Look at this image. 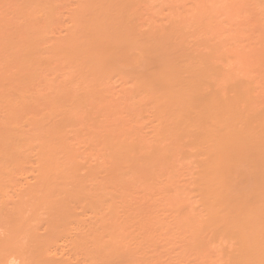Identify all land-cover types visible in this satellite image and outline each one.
Returning <instances> with one entry per match:
<instances>
[{"label": "bare ground", "instance_id": "bare-ground-1", "mask_svg": "<svg viewBox=\"0 0 264 264\" xmlns=\"http://www.w3.org/2000/svg\"><path fill=\"white\" fill-rule=\"evenodd\" d=\"M5 1L6 0H4V2ZM59 1H61V0H59ZM65 1L70 2L72 0H69V1L65 0ZM73 1H77V0H73ZM82 1H84V0H81V2L80 1L76 2V3L80 2L78 4V6H80V4L84 3V2L82 3ZM88 1H90V0H87V1L85 0L86 3L81 5L80 9L78 8V10H77L76 4H74L75 7L73 6L75 10L70 9V11L75 12L73 14V16L76 19L72 18L75 22H73V24L71 22V24L73 25V27L75 26V28L77 30H75V28H73V27H70L71 25L69 23V27L72 29L71 30L69 28L71 30V33H69V29H68V33H66L65 31H64V34L61 33V35H63V39H59L60 37L57 38L58 42L54 41V40L52 41L51 39H49V40H51L50 41L51 43H50L48 40V37H44V39H45V41H44V39H42V37H43L42 34L39 36V38L37 37V39H40V37H41L43 42L41 39H40L41 41L36 40V38L34 36L38 34L37 32H39L43 27L45 29L48 28L47 25H45L46 26L45 27L44 24H43V27H40V26H42V22H40V20H41L40 19L38 22V23H41L39 26L40 27L39 31L37 30V28L33 27V26H35V25H33L34 23L27 24V25L31 26V28H30V26H29V28L31 29L32 33L34 34V35L32 34L33 36H31V34H29L30 32L29 33L26 32V34L24 32V35L22 34L23 36H21V35H19V34H21V32L19 31V33L17 34V36H19V39H16L14 41L10 39V42H8L9 39L7 38V40H5V41L8 44L6 42L4 44V42H3L4 40H3L2 41L4 44L3 46H2V43H0L2 48H3V49L0 48V50L2 49V51L8 52L6 59L5 58L3 59V57H4L3 55H2V58L0 56V59H1L0 63L3 62L4 65H6V63H7V66H6L7 68H5L4 65L2 66V69H3V67L5 69V73L7 72L6 69L9 70L10 67L12 69V66H11L12 64L14 65V67L16 66V68L18 70L20 69L19 71H17V69H14V70L12 69L13 71L11 73H13L15 76L11 75V74H10V77H9V74H6L7 76H4L2 74L0 75V78L2 76L0 81H1V84L3 85L2 86L0 84L1 85L0 86V114L3 115V116H0V120L1 119L3 120V121L2 120L0 121V187H1V185H3L2 187H4V188L1 189V192H3L5 189H6L5 191H7V188L5 186H9L8 187L9 193L7 192L9 197H10V195L12 196L11 190H14L13 195H15V196H13L14 200L12 199V197H10L11 200L13 201V203L15 201V204H13L12 201L8 197L6 198V201H4L5 200L4 197L6 196L5 192L2 193L3 195L5 194V196H1V198H0V200H1L0 201V208L3 209V211L0 209V264H72V263L75 264V262H76V264H78L80 259L84 258L86 256L85 254H87L86 257H89V258L83 259L84 261L82 260L80 262L81 264H85V260L87 262L89 260V262H90L89 264H123L129 259H130L129 261H131V262L133 261L131 264H140V263L145 264L147 262H149L150 264H153L155 261H156V264L159 263V261H157L156 259L155 260L152 259L153 261L150 260L151 256L149 257L148 254L151 255L152 253H155V252L149 253L150 251H148V250H150V249L147 250L145 248L146 246L144 248L148 252L145 250L147 253L145 256L148 257L149 260H147V258H144L145 257L144 256V257H142L143 259H145V260H143V261H145L143 263V262H141L142 258L140 261V259H139L140 257L138 256L140 263H137V260H138L137 258H136V260H135L136 262H135L132 258L133 257L132 256L133 254H131L132 252L131 251L127 252V250L125 249V248L128 249V247L126 245H129L130 243L127 244V243H124V241H123L124 239L126 240L127 237H128L127 238L128 240L129 239L132 240L134 238L131 239V237L137 236V234H138L139 237L141 235V238H139L137 236L139 240L136 237L134 240H135V242H137L136 243L137 246L138 245L143 246L141 243H143V241L146 239L145 238L146 234L148 235V233L145 232V236H144V234H143L144 232H141V231H146L149 228L148 227L149 223H147L146 226L148 228L146 230H142L143 226H144L143 224L146 223L145 221L150 222L149 220L151 219L150 218L151 216L149 217V215H147V219H146L145 218L146 216L145 217L143 216L144 215V211H143V215H142L143 218H140L141 214L139 215V213L137 212L138 209L136 210V209L130 208L131 206H133V204H136V202L135 203L133 202L135 200L131 199V197L134 198V196H132L133 194L131 195V193H133V192H131V190H130L129 194L131 196H127V197H129V199L132 200V201H130L126 197L128 191L126 190L124 192V190L127 189V187L129 188L128 183L125 182L127 184V186L125 185L126 188H124V184H125V183H123L124 180L121 181L119 179V177L121 175L120 178H122L124 176V179L126 181L129 180V179H127L128 177H126L127 175H125V174H128L129 172H130V174L131 173L133 174L135 171H137L139 173L140 171H138L137 168L138 169L139 168H145L148 170L150 169L152 171L154 170L155 175L158 174L161 176L163 174L165 175V173H166V172H164L163 174H160L162 168L164 169V171L165 170L168 171V174H166V177H168V178L165 177L166 179H163V180H165L164 182L160 181V183H157L159 181H157V182L154 181L155 180L154 179V177H155L154 172L151 173L149 170L150 174L154 175V177H153L154 184L156 182L157 184H155V185L161 184L162 186L163 185L165 186V187H163V189H164V191H166V190L167 191L166 192L163 191V194L161 193V195L163 196V195H165V193H167L165 196L170 201L168 200V203H167V199H165L166 204H164L163 202H165V201H163L164 200L163 197L160 200H161V202L163 201L162 203L165 207L167 206V204L170 205L169 202L170 203L172 202L171 206L173 205L172 206V207H174L173 210L176 211V213H174V211L172 210V212L174 213V217H172L170 215V214H172L170 212L171 210L169 209L170 211L168 210V212H167V209H168V207H167V209H166L167 213H165V214H168V215H165V217L170 215L171 218L169 216L168 221L173 222V220H174V222L173 223L169 222V224L170 225L173 224V226L175 224L176 228L174 227V229H178V230L181 229L182 230V231H180V233L178 230H177L178 233L175 230V235H176V233L180 235V236L179 235L176 236V238L182 237L179 241H183V239L185 238L183 235H185V232L187 233V235H186L188 237L187 240L190 243L188 242L189 243L188 244L187 240L185 239L186 241L184 240V243H185L184 245L185 246L187 245L185 247L186 249H187V247H190V249L189 248L187 249L188 251L190 250L189 253L191 252L189 255H193L195 258L193 256H192V258H194L195 260L198 259V262L196 264H264V95H263L264 94V68H263L264 67V59H263L264 56L262 57L263 52H260L261 48H259V47L264 48L263 47L264 45L261 44V43H264V40H263L264 38L262 39L263 41L260 42L261 38L259 39L258 36L261 37L263 35V33H262V31L260 32L259 28L257 27V25H258L260 28H262L261 27L262 25H259V24L260 23L264 24V19L262 20L263 22L262 21L259 22V18L257 19L256 17L252 16L254 18L251 21L253 23V24H251V26H250V24L246 25V24H248L246 22H244L246 24L243 23V25L250 26L248 28L252 29V32H253V30H255V32L258 33V34L254 33L255 36L253 35L251 37L250 36L252 34L251 30L248 29L249 32L251 33V34L248 33V34H250L248 36H250L251 39L256 38V39H258V40H256V42L257 41L260 42V43L258 42V44L260 46L258 45V47H256V46H254L256 44L255 40L252 39L255 42L254 44H253L252 40H251L252 42L250 40H246V39H250V38L246 37V39H245V31H243V33H242L241 32L242 30H240L242 28L239 26L238 27L240 28L239 29L240 31H239V33L237 32L238 34H235L236 30L238 28L236 30L234 29L235 32L233 31V33L236 35V36H234V38L229 37L228 35H230V33H232V32L229 30L230 32H228L229 33L228 34V33H226L228 30L227 29L225 30L224 28H220L222 30L221 32H220V30L219 31L217 30L218 33L215 32L216 27L217 28L221 27V26H217V25H220L219 24L220 20H222V18L220 16H219L220 18L217 17V15L219 14L218 12L220 11V14L223 13L225 15H229V14L233 13V10L234 11L236 10L237 6H238V8L240 7L241 9H243L242 7L245 6V5L242 6L243 3L244 4L248 3V2L245 3L244 0H241V3H239V4H238L239 0H235V1L229 0L231 2L230 8L233 10L231 11L230 8L228 9L229 5H227L225 8H227L228 13L225 11L226 9H224L225 4L227 2L229 3L228 0H227V2L225 1L226 3L224 2V4H222L223 3L222 2L221 3L222 5L220 4L221 8L223 7L222 9H223V11H225V13L222 12L221 10H218L219 9L218 6L220 7V5H217L219 3H217L216 0H209V1L208 0H201V1L198 0L199 2H197L195 0H194L195 2H193L190 0L191 3L192 2H193V4L195 3L193 7L191 6V3H190L191 7L187 5V4H189L188 0H187V2H186V0H183V2H182V0H179L178 4H180V1L183 4L186 3V6H188V8L189 7L192 8V9L189 8L190 11L192 10V13L190 14L189 10H187V11L185 10L186 13L183 12V13H185V15L188 12L190 14L189 18H188V14H187V18H185V15H182L183 14L182 12H181L182 14L179 13L177 10L178 7L176 8V6H175L174 9L176 10L177 14L174 13L172 15H169L168 13H166L167 15H169V17H168L169 19L166 18L167 20H165L167 22H163L162 18H164L165 16H163V17L161 16L162 11L159 10L160 7L155 8L156 7L155 6L156 0H152V4L150 3V5H151V7H152V5L154 6V10L149 9L150 11L149 10H147V11L149 14L150 13L152 14L151 10L154 12L157 11V13L159 11V15L161 16L160 19H162L163 23L160 22L158 19L155 21H157L158 23H162V24H158V23L156 24L155 21H154L155 23H153L154 18L152 19V21H147L151 17H154L155 15H156L155 17H157V13L154 15L152 14V16L150 15L151 17L147 18V19H144V17L147 15V14H145V15H143L144 17L143 16L141 17L142 18L141 20H138V19H136V15L138 12L136 9V11H137V12L135 11L136 15H134V13H133L135 18L132 17V14H131L132 11H130V9H132V8H130L131 7L130 3L132 1L126 2V0H93L94 2H89V3H88ZM133 1H135V0H133ZM153 1H155V4L153 3ZM162 1L159 0L160 3L162 2L164 4V7H165V4H166V6L168 5L167 1L169 2V0H162ZM164 1H166V2L164 3ZM174 1L170 0V2H171V5L169 6L170 8L173 4H176V3H173ZM202 1H204L205 3L204 2L202 3ZM206 1L208 3L215 1L213 4L209 5V6H211V9L208 6V4H206L207 3ZM236 1H237V5L235 4ZM256 1H254V3L256 4L255 6H257V4L259 5V3L261 5V2H262L261 0H259V3H258V1L256 3ZM36 2H37V0H35L33 7H32L31 2H29V1L26 2L27 4L29 3V7L31 6L32 14L34 13V15H35V12H34L35 9H33L34 5L37 4V6H38V4H40L43 1L40 0V3H36ZM47 2L49 3V0H47ZM53 2H54L53 4H56V3H58V0H57V2L56 1H53ZM62 2H64V0H62ZM150 2H151V0H150ZM232 2L235 6L232 4ZM249 2L252 3V0ZM1 3L2 2L0 0V5H1ZM7 3H10V0ZM44 3H45V0H44ZM134 3L135 4H133V5H136V1ZM162 3H161V5H162ZM12 4H14V5H12L11 8H14V6L16 5L15 6L16 8L14 9V11L17 12L16 9L17 10L19 9L18 8L19 5L17 6L18 3L12 2ZM27 4H25V5H27ZM51 4H52V2H51ZM127 4H129V6ZM138 4H140V3H138ZM145 4H146V1H145ZM215 4L217 5L216 7H214ZM263 4H264V0H263ZM7 5H9V7H10V4H7ZM45 5H46V3H45ZM180 5L182 6V4H180ZM203 5L206 7L203 8ZM3 6H2L4 8L3 11L5 10V7H6V10H7L6 12L8 14H11V12H12L11 9L9 7H7L5 4ZM37 6H35V8H37ZM41 6L43 8H41ZM41 6L38 7L40 9V11L42 10L43 12H46V10H43V9H45L49 5H47L45 8H44V5H41ZM55 6L58 8L57 5H54V7ZM148 6L149 5L147 3L146 8ZM246 6H248V5H246ZM73 7L71 6V8H73ZM135 7H137V6H135ZM138 7H139V5H138ZM142 7H143V4H142ZM151 7L149 6L148 8H151ZM164 7H161L160 9L162 10V8H164ZM234 7H236V8L234 9ZM262 7H264V6H262ZM206 8H209V10ZM240 8L238 9L239 12H240ZM251 8H249V13L252 15V13H251L252 9ZM256 8H258V7H256ZM8 9H10V13H9ZM21 9H22V7H21ZM155 9H157V10H155ZM181 9L179 8V11H181ZM26 10H27V8H26ZM48 10H49L48 15L50 16L51 12H53L52 8L48 9ZM53 10H55V9H53ZM76 10L78 11L79 14L77 13ZM79 10H82L81 14L84 11L83 12L84 15L87 14V16L83 17V14L81 15ZM91 10H93V11L91 12ZM138 10L141 13L142 12L144 13V11L146 12V10L141 11L140 8H138ZM204 10L205 11L207 10L209 12L211 11L210 13L211 14L213 13L212 14L213 16H214V11H215V16L217 18H219V22H216L217 24L212 23L213 21H217V20H215L216 19L215 16H214L215 19H213V16H210L211 14H209L207 11L206 12L209 15V17L204 16V15H207V14H205ZM212 10H213V12H212ZM228 10H230V11H228ZM243 10L246 11V12L243 11L244 14L245 13L248 14V12H247L248 8H247V10L244 8ZM94 11L96 13L93 14L94 15L93 16L92 13ZM171 11H169V12H171ZM182 11H184V10L182 9ZM263 11H264V9H263ZM263 11H262V13H263ZM43 12H42V14H43ZM87 12H90V14H88ZM160 12H161V14H160ZM164 12H166V11H164ZM235 12H237V11H235ZM1 13H2V11H1ZM7 13H4V14L8 15ZM18 13L20 15L24 16L21 18L23 20V22H25L24 26H26L27 21H29V22L32 21V20L30 21L28 19L29 16L26 17L27 21H25L26 18H25V15L22 14L23 12L21 13L18 10ZM18 13H16V14H18ZM237 13H233L234 14L233 16L235 17V19H236L235 15H237V18H239V22L236 19V25L242 26L241 24L243 22V19H246V18H247V21H249L248 20L249 17H247L246 15H245L246 18H243L241 21L240 16L243 17L244 15H241L243 13L241 12V14L239 16H238L239 13L238 14ZM4 14H0V15H3V17L5 18V21H6L7 16L6 15L4 16ZM16 14H14V15H16ZM75 14L77 16H75ZM142 14H140V15H142ZM223 14H222V17L224 16ZM250 14H248V16ZM12 15H13V13H12ZM36 15H38V14H36ZM36 15H35V18L32 17L33 21H34V19H37L36 17H38V16H36ZM39 15L41 17V13ZM70 15H72V13H70ZM162 15H164V14H162ZM167 15H166V17H167ZM251 15L249 18L250 20H251ZM9 16L11 17V15H9ZM46 16H47V12H46ZM80 16L83 17V20L81 19ZM3 17H2L3 21L0 18V24L2 22H4ZM13 17L15 18V16H13ZM56 17L57 16H54V18H56ZM68 17H69V15H67V18ZM147 17H148V15H147ZM159 17H157V18H159ZM206 17H207V19H206ZM229 17H232V16H229ZM229 17L226 16V18H225V16H224L223 18H225L226 21H227V18H228V20L229 19L232 20V18H229ZM201 18L204 19V21ZM255 18L257 19V20H255V22L257 21L256 26H255L256 23L254 22ZM12 19H11V21L13 22L14 19L13 20ZM30 19H31V17H30ZM143 19L146 20L147 22L144 21V23H143V21H142ZM199 19H200V21H199ZM235 19L233 18V20H235ZM260 19H262V18H260ZM57 20L58 19H56L55 21H57ZM201 20H202V23H201ZM37 21H38V19H37ZM17 22L18 21L16 20V23L15 22L14 23L17 24ZM58 22L59 21H57L56 23L60 27V23L58 24ZM225 22H224V24L221 22V24H223V26H225L226 23H228L230 26L226 25V27L230 28L231 24L235 21H233V22L227 21L226 23ZM258 22H259V24H258ZM8 23H10V22H7L6 24L8 25ZM51 23H53V21ZM56 23H54V24L56 25ZM66 23L68 25L67 21H66ZM6 24H3V25H6ZM21 24H23V23L21 22ZM35 24H36V22H35ZM233 24L235 25V23H233ZM53 25L50 24V26H53ZM10 26L15 27L16 25L13 24ZM22 26L20 28L23 29ZM36 26H38V25H36ZM61 26H62V24H61ZM64 26L65 25H63V27ZM143 26L146 27L145 30L143 29ZM193 26L195 28L196 27L198 28V31L196 30L197 31L196 35H195V32H193V29H194ZM254 26H255V29H253ZM1 27L6 28L5 26H1ZM53 27L57 28V26H53ZM63 27H61V28H63ZM256 27H257V29H256ZM13 28L11 29V31L10 30L9 31L12 32ZM29 28L26 27L24 30H26V29L28 30ZM32 28H34L35 30L33 31ZM56 28H55V30H56ZM61 28H60V32H61ZM187 28H190V29H187ZM7 29H8V26H7ZM7 29L5 32H7ZM66 29H67V27L65 28V30ZM191 29H192L191 32H193V34L188 33V31H190ZM243 29L246 30V27L245 28L243 27ZM43 30H41V32ZM78 30H79V32H77ZM73 31H75L77 33V35H75L76 33ZM223 31H226L224 33L227 36L220 35V33H223ZM15 32H13V34H10V33H8V34L14 36ZM35 32H36V34H35ZM44 32L49 33L48 31H45V30L43 31V33ZM259 32L262 33L261 36L259 35ZM27 33L29 36L26 39L24 36L25 35L27 36ZM54 33H53V35H54ZM78 33L80 35H78ZM199 33L203 34L204 36L199 34ZM233 33L231 36L234 35ZM207 34H209V35H207ZM240 34H241V38H239ZM194 35L198 36V37L202 36V38H204V39L201 38L202 40H200V38H199V40H198V38L195 37ZM243 35H244V39H242ZM4 36H5V34H3V37ZM222 36L227 37V39H225V37H222ZM237 36H238V38H237ZM20 37H24V38L20 39ZM29 38H35V40H29L28 41ZM46 38H47L49 43L46 42L47 41ZM53 38H55V35ZM229 38L231 40H229ZM24 39H26V40H24ZM232 40H234V41H232ZM240 40H244V42H245V40H246V42L249 41L251 44H253L252 47H254V49L249 47V50H248L247 47L249 46V42H247L248 45H247V47H245V49L247 50L246 51L243 47V46H245L246 43H243L242 41L239 42ZM38 41H40L42 43V48L44 45H46V43H48L47 46H45L46 48L44 49V51L47 50L48 56H47V54H46V56L44 55L47 52L43 51V49L40 47L41 44H39L40 42L38 43ZM237 41H238V43H237ZM32 42H33L34 47L32 46ZM36 42H37V44H36ZM25 43L28 45H26ZM29 43H31V44H29ZM241 43H243V45ZM24 44H25L26 49L24 48ZM49 44H50V47L48 48ZM38 45H39V47H38ZM6 47H8V48H6ZM5 48L6 49H12V50L14 49L15 51L13 50V53H12V50H6ZM37 48H41L42 51H41V49H39L40 51H37L38 50ZM32 49H33V51H32ZM34 49H37V50H34ZM174 49L180 50L181 53H179L180 51L178 52L177 50H175L179 53L178 54L177 52L173 51ZM250 49H251V51H250ZM252 49H253V51H252ZM263 50L264 49H262V51ZM2 51H0V52H2ZM50 51H51V53H50ZM29 52H31V53H29ZM38 52H42L41 55L43 53L44 54L41 56ZM25 53L28 55H25ZM34 53H36L37 55ZM172 53H174V55H172ZM175 53H176V55H175ZM9 54H11V55L8 56ZM17 54H19V57ZM31 54H33L35 56L34 60L36 62H38L37 63L38 65L34 66L33 68H31V67L33 65H35L36 62L35 61L33 62V59L30 60L31 58H34V56ZM177 54L179 56H177ZM4 55L6 56V53H4ZM15 55H17V56H15ZM11 56H13V57L9 58ZM30 56H31V58H30ZM41 57H43V58H41ZM8 59H9V61H8ZM60 60L61 61L63 60V64L59 65L61 63H58V65L63 66V68H66V66L68 65L69 69L68 68L63 69L62 67H60L61 71L62 70L65 71V73L63 72L64 75L61 71L58 70V68L54 69V71L58 70L59 72H61L59 75L60 77H58V74H57V73H59L58 71L54 72V73H56L54 75H57V78H56V76L51 75L50 70H51V67L53 68V66H51L50 69L48 68V66H50L49 65L50 61H53V63L56 62L55 63V65H56L58 61L60 62ZM65 60L67 61V64H66ZM42 62L44 64L48 63V65L45 64L46 65L45 66L42 64ZM64 62L66 64L65 67H64ZM21 63H22V65H21ZM33 63H35V64H33ZM16 64H18L19 66ZM20 65L23 66L22 71H21V68H19ZM39 65H40V67H38ZM52 65H54V64H52ZM55 65H54V67H55ZM8 66H10V67H8ZM41 67H45L46 69H49L48 73H47L50 76L49 79H51V76H52V78L54 76L56 81L53 78L50 80L51 81L50 82L49 79L47 78L48 75L43 76V79H42V75H40L41 73L40 74L38 73L39 69L42 72ZM56 67H58V66H56ZM36 68L37 69L39 68L37 70L38 74H36V75H35V73L32 74L33 73L32 70L34 69V71H35ZM4 69L1 71L4 72ZM66 70H68L69 72ZM115 70H117V71L119 70L118 78L121 75L119 83H121L122 81H124L125 83L128 82V85L123 84V82H122V88L124 87V85H127V87L129 89H131L132 91L135 92V93H133L131 90H127L126 95L123 93V95H125L127 97L125 99L127 100L130 97V96L128 97V95L130 93L131 98L133 96H136V97L138 96L136 99H134V98L131 99V100H133V102H134V100H136L135 101L136 103L135 104L133 103V105L138 106L137 101H139V104H144V105H142V107L139 108V110H137V112L134 111V109L132 110V111H134V116H137V114H139L140 109H141L142 111H145V113H148V111H149V116L152 115V117H153V118H151V117L150 118L154 121V123L151 119H148V123H150V126L152 128L149 129L150 131L148 130L147 135H144L146 133H144V134H140V133L145 132L147 130V128H150V127L146 126L147 127L146 128L144 126L145 131H143V129H142L143 125L141 126V128L139 127V130L142 129V131L141 130L139 131L137 128L138 125H140V124H138L139 121H141V120H139V118H140V116L143 115L142 111H141L142 115H139V117L137 116L138 118L137 117L134 118V123L138 122L137 123L138 125L134 124L132 122V125H130V127L132 126V129H130L129 125H128V127L121 128L122 125L119 124V126L121 125V127L117 126L118 128H116L114 126L116 128L115 129L114 127L110 128V126H108L107 122L105 123L104 120L106 119V121H107V118L104 117L105 119L102 120L103 119L102 116L105 113H101L99 111V113H100L99 114L98 112H96V110H98V109L92 108L95 106L93 104L94 102H92V100L95 101L96 99L97 100L102 99L103 98L102 95L106 96L105 93H107V91L106 92L103 91L102 92L103 94L101 95V93L99 92L101 95V98L99 97V94H97L98 91H102L105 88L102 86L103 87V88L101 87L102 89L101 88H100V90L98 89V87H100V86H98L100 83L97 82V80H98V76H101L98 74H102L103 72L104 73L106 72L107 76L109 77L108 73L110 71H115ZM15 72H17L18 74H21V75H18L19 78L17 77V75H16L17 73L15 74ZM25 72H26V74H23ZM98 72H102V73H98ZM28 73H31V74H28ZM110 74H112V73H110ZM28 75L30 77L32 75V78H31L32 81H30V82H29V80H31V79ZM38 75H39V77H37L38 79L34 77V76H38ZM11 76L15 77V78L12 79ZM107 76L105 75V79H103V78L102 79L103 80L108 79V78H106ZM111 76H113V75H110V77ZM44 77L46 79H44ZM102 77H103V75H102ZM100 78L101 77H99V81H101ZM34 79L35 80L40 79V80L44 81L43 82L44 84L42 85V84H40V83H42L41 81L40 82L37 80L34 81ZM114 79L115 78L113 77V81L115 83ZM121 79H123V80L121 81ZM11 80H15V81H17V83L15 81H12L11 83L7 82V81H11ZM103 80H102V82H103ZM5 81H6L5 84H7V85L2 83ZM26 82H27V84H24ZM31 82L35 85V86H32L33 88L31 87V85H32ZM36 82L39 85L35 84ZM106 82L102 83V85H104V84L106 85ZM108 83H110V82H108ZM111 84H108V85H111ZM116 84H118V82ZM25 85L29 86V90H28V88L25 89V87H26ZM112 85H114V84H112ZM112 85H111V87H112ZM37 86L40 87V90L37 89L38 88ZM41 86H43L44 88H41ZM115 86H113L112 88L113 89L119 88L118 86L117 87H115ZM120 87H121V84H120ZM107 88L108 87H106L104 90H106ZM116 89H114L112 92H115ZM120 89L121 88H119V90ZM119 90L117 92H120L122 89L120 91ZM110 91H111V89L108 90V92H110ZM128 91H130V92L127 93ZM92 95H94V97H92ZM107 95H109V93ZM116 95L118 96V95H120V93H118ZM121 95H122V92H121ZM123 95L121 97H123ZM87 98H88V100H87ZM104 98H106V97H104ZM117 99H118V97H117ZM109 100L110 99H106L107 102ZM129 100H130V98H129ZM85 101H87V102L85 103ZM99 101H97V102H99ZM111 101H113V100H111ZM102 102H103V99L100 101V103H102ZM117 102H118V100L116 101V104H117ZM82 103H84V104L82 105ZM100 103H99V106L102 108L101 105H103L105 103L103 102V104H101V105H100ZM108 103H110V101ZM116 104L114 103V105H112V106H115ZM121 104L122 103H120V105ZM87 105L88 106L91 105V107L90 106L86 107ZM133 105L132 106L130 105V106L134 108L135 106H133ZM96 106H97V103H96ZM99 106H98V108H99ZM126 106L128 107L127 104H126ZM83 107H84V109H83ZM119 107L120 106L118 105L117 108L119 109ZM127 107H125V108L123 107V108L126 110ZM86 108L87 109L89 108L91 112H89V110H86ZM115 108L116 107H114V109ZM129 108H127V110ZM135 108H137V107H135ZM3 109H5L4 111H6V112H4L6 119H5L4 114H2ZM83 110H84V112H83ZM108 110H110V109H108ZM111 110H113V107L111 108ZM93 111L96 112V114ZM128 111L130 112V110H128ZM128 111H127V114H128ZM102 112H104V110ZM107 112H109V111H107ZM107 112H106L105 116H107ZM115 112H116V110H115ZM118 112H119V110H118ZM135 112H136V114H135ZM141 112H140V114H141ZM90 113H92V114L90 115ZM109 113H112V112L110 111ZM113 113H114V111H113ZM122 113H124V115H125L126 112H122ZM81 114H82V116H81ZM87 114L91 117H89ZM129 114H130L129 116H131V113H129ZM100 115H102L101 116L102 119H101ZM117 116H121V115L117 114ZM117 116L115 118H118ZM129 116L127 115V117H129ZM146 116H148V115L145 114V116H143V117H145L146 119L149 118ZM3 117L5 120L3 119ZM109 117H110V114H109ZM131 119L133 121V118H131ZM135 119H137L138 121H136ZM146 119L143 118V120H146ZM108 120H109V118H108ZM112 120H115V119L112 118ZM120 120L121 119H119V121ZM129 120H130V118L128 119V121ZM149 120H151V121H149ZM101 121L104 122L105 124L101 123ZM116 121H117V119H116ZM119 121H118V123L121 122V121L120 122ZM128 121H126V122H128ZM124 122H125V119H124ZM115 123L116 122H113L112 124H115ZM128 124H130V123L128 122ZM133 124H134V126L137 125V127L135 126L137 128V130H135L136 128L134 129ZM143 124H144V122H143ZM110 125H111V123H110ZM145 125H146V123H145ZM148 126H149V124H148ZM71 130H73V131H71ZM67 131H68V133H67ZM83 131H84V133H83ZM69 132L71 134L74 132V134L76 133L77 135H75V137H74V135L72 134L73 137L72 136L69 137L68 136V134L70 135ZM82 135L84 138L82 137ZM76 137L77 138L79 137L78 138L79 140L78 139L76 140ZM81 138L83 141L86 139L85 140L86 142L88 141V143H92V146L94 145V147L92 149V147L89 144L88 147L89 148L91 147V149H92L89 151V149L87 147L88 143H84V147L85 146L87 147V150L85 148V150H86L85 152L86 153L91 152V153H89L90 155L83 152L84 155L81 154V157H80V154H78L80 152V150H78L79 149L78 148L79 142H80V147H82V145H83V143H81ZM72 139H73V141H72ZM75 142H77L75 144L76 145L75 147L78 148L77 150H76V148H74V145H73ZM77 151H78V153H77ZM88 155H89V157H88ZM77 156L79 158H77ZM82 156H84V157H82ZM92 156H95L94 157L95 159L93 158L94 161H92V158H91ZM77 159L78 160L81 159L82 161L84 160L85 165H84V163H82V164L79 163V161H77ZM88 159H90L89 162H88ZM81 160H80V162H81ZM85 161H87L89 164H87V162H85ZM181 161H183V163H181ZM179 164H181V166L183 164V167L181 168V166ZM177 166H179L181 168V170H179L181 172H179L178 170L177 171L183 177L182 178L183 182H181L180 184H179V182L181 181V179L177 178L180 175L178 174V172L176 173V167ZM81 168H83V169H81ZM123 168H126L127 170L123 169ZM183 168H185V171H184V174L182 175L181 173H182ZM177 169H178V167H177ZM123 170L126 171V172H123L124 174L122 173ZM148 170H144V171H148ZM82 171H83V173H82ZM144 171L142 174H144ZM156 171H157V173H156ZM13 172L15 175L13 174ZM23 172H25V174L27 173V175L24 174V176L27 179H25V177L23 176ZM84 172L87 174L86 176L92 175V176L96 177L97 180L91 176L88 177L89 179H87V177H85L83 179L84 175L81 176V174H84ZM137 172H135L136 176H137ZM10 173H12V175L9 177L7 185H6V181L8 178L7 176H9L8 174H10ZM21 173H22V176H21ZM169 173H171V174H169ZM96 174L98 177L96 176ZM132 174L131 175L128 174V175L130 177H132L133 176ZM142 174H141V176H142ZM4 175L6 177H3ZM13 175L17 178L16 181H15L16 178H13L14 177ZM18 175L20 176V179H21L20 181H22V183L19 181V185H21L22 190L21 189L19 190L20 186L18 185V182H17L19 179ZM28 175H29V178L27 177ZM139 175L140 174H138V176ZM146 175H148L149 178H151L150 175L148 174V172ZM158 175H156L155 178H157ZM164 175H163V177H164ZM174 177H175V179H179L178 183H177L178 180L176 182H174L175 181V179H173ZM1 178H3V180L5 178L6 179V180H4L5 182L2 183L3 180L1 181ZM30 178H32L33 180L32 179L28 180ZM134 178H135V176H134ZM12 179H14V180H12ZM85 179L87 180V182H89L88 183L89 187L87 186ZM92 179H95L94 182H92L93 181ZM116 179L120 183H122L123 188H124V189L122 188V185H119L120 188L123 189L122 192H120V190H119L120 193L117 191V188H119V186L117 184L119 182ZM136 179H137V177H136ZM139 179L140 178H138L137 180H138L139 185H141L140 180L142 182V177L140 180ZM110 180H111L112 184L113 183L115 184V182H117V184L112 185L111 182L109 183ZM113 180H114V182H113ZM133 180H135V179H133ZM146 180H147V178H146ZM160 180H162V178H160ZM11 181H13V182L15 181L17 184L12 183ZM28 181H30L31 183ZM150 181L152 182V180H150ZM129 182L131 185V181H129ZM143 182H145V184ZM143 182H142L143 183L142 186L145 187V185L148 181L144 180ZM8 183H11L12 186L8 185ZM148 183H150V182H148ZM174 183L175 184L177 183V184L175 185ZM23 184H25L24 188L22 186ZM33 184L35 186H33ZM110 184L112 185L113 189L112 188L109 189L110 186H108V185H110ZM136 184H137V181L135 182V185H133V182H132V185L135 187L134 191L136 190V187L139 186ZM13 185H14V189H13ZM155 185H153V186H155ZM161 185L158 186V189H156V191H152L153 188L151 190V192H153V193L154 192L156 194L158 193L157 194L158 199L161 197L160 192L163 190V189H161L162 188ZM116 186H117V188H116ZM133 186L130 188L133 189L134 188ZM15 187L18 189V192L20 193L18 196V198L20 197L19 199H16L18 192H17V189ZM27 187H29V188H27ZM114 187L116 190H114ZM148 187L149 186L147 185V188ZM150 187H152V186H150ZM150 187L148 188V190L150 189ZM138 188H140V187H138ZM159 188L161 191L159 190ZM59 189H61V190L59 191ZM62 189H64V190H62ZM140 189H142V188H140ZM15 190L17 192L16 194H15ZM112 190H114L113 191L114 194H112ZM148 190H147V192H148ZM157 190H159V192ZM10 191H11V194H10ZM22 191L23 192L25 191L24 195L22 194ZM137 191H138V189H137ZM141 191H139V192H141ZM1 192H0V195H2ZM53 192H54V194H53ZM59 192H61V194L63 193V197H62V195L59 194ZM115 192L117 193V196H118L117 198L114 197V196H116ZM123 192L124 193L127 192V193L124 194ZM143 192H144V189L141 192L142 196H143V194H146L144 197L148 196V194L146 192L145 193H143ZM151 192L149 191L148 193H151ZM110 193L112 195H109ZM67 194H69V195H67ZM72 194H73V196L75 194L76 195L74 197L70 196ZM135 194H136V192H135ZM22 195H23V198L25 197L26 201H24L25 199L22 200V197H21ZM82 195H84V197H82ZM122 195H125L124 197L127 199L126 203L125 202L123 203V200L121 199V198H123ZM138 195H139V193H138ZM54 196H56V198ZM67 196L71 200L70 202L68 201L69 199L67 198ZM136 196H137V194H136ZM139 196H141V195H139ZM149 196H150V194H149ZM165 196H164V198H165ZM28 197L30 199H28ZM89 197H90V199H89ZM104 197H106V198H104ZM151 197H155V196L152 195ZM57 198L60 199L59 200L60 202H58ZM62 198H63V200H62ZM91 198L93 200H95L94 201L95 204ZM107 198H110V200ZM115 198L117 200L119 199L118 202L121 203V205L118 202L116 203L117 200H115ZM72 199L73 200L76 199V200H74L76 203L82 200L81 202L83 204L81 202H79V203H77V205L78 204L79 205H85V203L87 204V202H88V204L86 205L87 207L89 206V208H87V209H89L88 214H90L91 209L93 207H94V209H92V210L96 211L94 213H92L93 212L92 211L91 214L88 215V217L90 216L91 218H88L85 215V219L84 218H83L84 220L81 219L83 221H86V218H88L87 219L88 222L87 221L85 222L86 225L83 224V227L86 230L84 232H83L84 228L80 227V226H82V224H80L78 226L79 228H82L81 229L82 232L80 231V229L78 230V227L74 228L75 226L73 228L76 231H74L72 229V232H71V229L68 227V224H70L69 221H70V219H72V216L75 215L77 217L76 214H78L77 212H74L73 208L76 204L73 205ZM105 199H107V201H104ZM142 199L144 200V198H142ZM149 199L150 198H148V201H149ZM16 200H18V201L16 202ZM19 200H21L20 203H19ZM27 200H28V202H27ZM101 200H103V201H101ZM154 200L155 199L153 198L152 201H154ZM29 201H31V202H29ZM56 201L59 204H62L65 201L62 204L63 207L61 205L59 206ZM61 201H63V202L61 203ZM127 201H130V202H128V204L132 202V204H130V207L127 204ZM139 201H141V199ZM7 202H8V204H7ZM21 202H23L22 203L23 205L21 204ZM68 202L72 203V208L70 207V209L72 211H70L68 209V207L70 206V204L68 205ZM103 202H105V205H103L104 204ZM141 202H143V201H141ZM161 202H160V204H161ZM10 203L15 205V206L11 205ZM55 203H56V205H55ZM66 203H67L68 207L66 206ZM100 203H102V205L104 206V208L102 207L103 209L101 208L102 205L97 207L96 204L99 205ZM2 204L5 206H3ZM38 204L41 206H38ZM124 204L128 205V209L126 208L127 210L123 209ZM138 204H139L138 205L139 210H141V208H140L141 203H138ZM149 204H148V206H149ZM28 205L30 206V208L31 207L32 208L30 209ZM42 205L43 206L46 205L43 209L46 208V210H50L49 208H51L50 211H48V212L46 211L47 213L50 214L49 215L46 213L47 217L44 214L42 215V213L38 214L39 211L43 210L42 208H41L42 210L39 209V207H43ZM77 205H76V207H77L76 210H79L80 207H85V206H79V208H78ZM155 205H157V203H155ZM23 206H24V208H23ZM65 206L67 208H65ZM90 206H92V207H90ZM113 206H115V207H113ZM144 206H147V204ZM33 207H35V208L33 209ZM61 207L63 208L64 211H66V212L61 211L63 214H60L61 213L60 209H62ZM141 207H142V205H141ZM156 207H160V206H156ZM161 207H163V206H161ZM165 207H164V209H165ZM8 208H11V209L9 210ZM96 208L98 211L96 210ZM118 208H120V210L122 209L124 211H128L130 208L132 213L135 212L138 216H140V217H138L137 215H135V217H134L135 213L132 214L131 212H130L131 215H130V213L127 214L130 211L129 210L128 212H125V213H123V211H121L125 215H123L120 218V219L124 218V220H127V219H129V215H130V222L128 220L129 224L131 223V217H132V221L138 220L137 222L135 221L137 224H135V222L134 223L132 222V223H133V226H134V224L136 226L138 225V228L142 224L141 228H139V230L141 229L140 233H139L138 228H136L138 230L137 233H136V230L133 229L134 233H136V235L134 233H132L133 235L131 234V236H129L131 231H133L131 229L135 228L136 226L131 228L130 227L131 225H129L128 227L125 228V226H127L128 222L124 221V220H119V218H116V216H119L122 214L121 212H120L121 214L118 212V210H119ZM145 208H147V207H145ZM145 208H144V210L147 211ZM148 208H150V207H148ZM151 208L154 209L153 206ZM169 208H171V207H169ZM26 209L30 211V214H28L29 211L27 213ZM38 209H39V211H38ZM58 209H59V211L57 212ZM67 209L70 211V213H74V214L70 215L69 212L67 213V211H68ZM83 209L85 210L86 208H82V210ZM87 209H86V211L88 212ZM114 209H116L117 211L116 210L114 211ZM82 210L79 211V212H81L80 214H83L82 212L84 210L83 211ZM36 211L38 213L35 214ZM148 211H150V210H148ZM50 212H54L53 213L54 216ZM109 212L111 215L109 214ZM116 212L119 214H116ZM55 213H57V214H55ZM65 213L70 215L71 217L66 215ZM95 213H96V216L93 219V216ZM100 213H102V214H100ZM103 213H104V215H103ZM112 213L114 215H112ZM147 213H152V212L151 211L146 212L145 214H147ZM155 213L156 212H154V214ZM33 214H35V215L38 214V216H35ZM115 214H116V216H115ZM39 215L45 216L47 219L44 217H43L44 218L43 219L40 216L41 218H38V220H37L38 224H37V222L35 224L38 226H35L34 225L35 222L33 220L37 219L35 217H39ZM61 215L62 216L66 215V216H64L65 220ZM160 215H162V214H160ZM78 216H79V214H78ZM113 216L116 219H114ZM125 216H127L128 218ZM52 217H53V219H52ZM61 217H62V219H61L62 221L60 222L59 218H61ZM66 217H67V219H69V221L66 219ZM136 217L138 219H135ZM155 217H156V214H155ZM56 218L58 219L59 222H57ZM133 218L135 220H133ZM156 218L153 217V222H155V224H156V221H155ZM92 219L94 220V222H90ZM139 219H142V223H139V222H141ZM45 220L47 221L48 224L46 223ZM143 220H145L144 221L145 223L143 222ZM161 220L162 219L158 220V225H160L159 223L166 224L165 222H167V224H168V221H166V219H164V221L163 220L161 221ZM65 221H66V223H65ZM67 221H68V224H67ZM119 221H121L122 223ZM49 222H50L51 229H50V226H48ZM75 222H76V224L78 223V221H75ZM62 223L64 225H67V226H65L67 229L64 227V229L67 232H68V229H70L69 231L71 233H73V231H74V234L76 232V235L78 233L77 236L73 235L74 239H75V237H78L80 233L85 234L87 236V238H86V236L84 237V235L79 236L80 238L78 237L80 241L77 238L75 240H72L73 239L72 238L71 240L73 241V243H69V244H67L66 242H68V241H66V239H64V246L67 247V245H68L69 249H72V250H69L67 247L68 251L67 250L64 251L66 249V248L64 249V246L62 247L64 249L63 250V249L59 248L57 244H55L56 242L55 243L53 242L54 240L56 241L57 237H59L60 235L63 236L64 238H67V236H69V237L72 236L69 232H68L69 235L64 234L65 232H63V231H65V230L61 231V229L63 228ZM71 223L73 224V221ZM81 223H82V221H81ZM87 223L89 225L91 224L90 227H89V225L87 226ZM92 223H94V224H92ZM52 224H55L56 226L55 225L53 226ZM164 224L161 226H164L163 228L166 229L167 226H165ZM33 225H34V227H37L38 229L34 228ZM39 226H40V228H39ZM57 226H61V228L58 231H57V229L59 227H57ZM41 227L44 231H45V228L46 229L48 228L49 230L47 229L48 231L46 230L45 231L46 233H45L44 231L41 230ZM43 227H45V228H43ZM129 227H130V229H129ZM158 227H160V226H158ZM158 227L156 228V225H155V230L158 229ZM52 228H53V230H52ZM127 228L129 229L128 230L130 232L129 234L126 233ZM163 228H162L163 231L159 232V230H157L159 232V234L161 232H164ZM39 229H40V231H39ZM77 230L80 231V233L77 232ZM148 230H150V229H148ZM153 230H154V225H153V229L150 231L152 232ZM155 230L153 231V235L157 233V232L154 233ZM38 231L41 233H38ZM52 231H53V233H52ZM60 231H61V233H59ZM87 231L91 235L87 234ZM124 231H126V232H124ZM151 232H150V234H151ZM54 233L60 234V235H57V237H56V235ZM167 233H168V231H167ZM166 234H164V235H166ZM44 235H46V236L44 237ZM53 235H54V237H53ZM153 235H150V236H152L151 238H153ZM41 236H42V238H41ZM142 236H144V240H143ZM81 237H83L85 239H82ZM123 237H124V239H123ZM155 237H157V236H155ZM158 237H160V236L158 235ZM169 237H171V236H169ZM51 238H53V239H51ZM176 238H173V240L174 239L176 240ZM48 240H51V241L48 242ZM68 240H70V238ZM86 240L87 241L89 240L88 241L89 243ZM128 240H126V241H128ZM141 240H143V241L141 242ZM173 240H170V241L173 242ZM145 241L149 242L150 238H149V241H147V240H145ZM152 241L154 242V240H152ZM162 241H161V243L163 244ZM167 241H169V240H167ZM177 242H178V240H177ZM149 243L152 244V242H149ZM161 243H160V238H159V244H161ZM59 244H61V242H59ZM82 244H84L85 247ZM151 244H149V245H151ZM174 244H176V243H173V245ZM180 244H183V242ZM72 245L73 246L76 245V246L73 247ZM89 245H90V247H89ZM156 245L154 244V246H156ZM171 245H172V243H171ZM171 245L168 244V247ZM79 246H82V247H79ZM152 246H153V244H152ZM166 246H167V244H166ZM175 246H177V245H175ZM180 246H178V249L180 248ZM50 247H53V249ZM57 247L59 248V251L57 250L58 249ZM83 247H84V250H83ZM131 247H134V246H131ZM171 248L173 251H175V249L177 247L175 248L172 246ZM173 248H175V249H173ZM140 249L143 250V247ZM158 249H161V248L159 247ZM169 249H170V247H169ZM169 249L167 248L166 251L167 250L169 251ZM178 249H176L175 252H177ZM51 250L52 251L55 250V252L54 251L50 252ZM56 250H57V252L60 253L61 257L59 256V254H58L59 257L56 256L57 255ZM132 250H134V249L132 248ZM163 250H164V248H163ZM172 250H170L171 252L167 251L169 253L168 254L169 256L171 253H173V255L172 254L171 255L173 257H177V259L179 257L178 261L180 263H181L182 259H183V261L185 260L183 257H181L182 259H180V255H179L183 250L180 251V253L178 252L179 254L177 253L178 256L174 255L175 252H172ZM60 251H62V252H60ZM63 251L65 252V255H66V252H68V254L71 253V256L68 255L67 257L68 258L72 257V258H74V260H77L76 258L78 255V251L79 252L83 251V253H79V256L81 255L83 257H81L78 262L72 260V258H71V261H69V263L67 260H66L67 262L66 261L64 262V261H61L62 258L64 260L65 259L64 257H66L64 255ZM154 251H156V250H154ZM188 251H187V255H188ZM49 252L51 253V256L49 255L50 254ZM72 252H74L73 254H75V255H73ZM84 252H85V254H84ZM163 252H160L159 254L161 255V253H163ZM52 253H56L55 255L53 254V256L56 258L58 257V259H60V260L53 258ZM61 253H63L64 256H62ZM124 253H125V255H124ZM133 253H135V252H133ZM156 253H158V252H156ZM182 253H184V252H182ZM127 254H129V255L127 256ZM143 254H144V250H143V253L141 255H143ZM185 254H186V252H185ZM135 256H137V254ZM172 256H170V257H172ZM158 257H159V255H158ZM190 258H191V256H190ZM125 259H126V261H125ZM172 259L174 261L175 258H172ZM163 260L164 259H162L160 264L163 262ZM166 260H168L167 262H169V260H171V258L165 259L164 261H166ZM70 262H72V263H70ZM127 262H126V264H127ZM179 262H178V264H179ZM173 263H171V264H173ZM175 263H177V261ZM188 263L189 262L187 261V264ZM166 264H168V263H166Z\"/></svg>", "mask_w": 264, "mask_h": 264}, {"label": "rangeland", "instance_id": "rangeland-1", "mask_svg": "<svg viewBox=\"0 0 264 264\" xmlns=\"http://www.w3.org/2000/svg\"><path fill=\"white\" fill-rule=\"evenodd\" d=\"M24 1H25V2H24ZM24 1H23V0H14V1H13V0H10V3H7V2H9V0H6L5 2H4V0H1L2 3H1L0 6L2 7V6L5 4L7 7H9V5H7V4H10V7H9V8H10L11 11H12L11 14H8V13L6 12V11H7V10H6V7H5V10H4V11H3V9H4L3 7H4V6H3L2 8L0 7V9H1V10H0V14H4V13H7V14H8V15L4 14V16H5V15L7 16L6 21H5V18L3 17V15H0V18H1V19H2V17L4 18V22H2V23L0 24V29H1V30L3 29L2 31L0 30V31L2 32V33L0 32V43H2V46L5 44V42H6L5 40H7V38L9 39L8 42H10V39L13 40V41L16 40V39H19V36H17V34L19 33V31L21 32V34H19V35H21V36L24 35V32H25V34H26V32H28V33L30 32L29 34H31V36H33L34 34L32 33V31H31V29H30L31 26H30V25H27V24H30V23H31V24L34 23L33 25H35V26H33V25H32V26H33L34 28H37L38 31L40 30V29H39L40 27H43V24H44V26L47 25V27H48L49 29H48V28L45 29V28L43 27L41 30L44 29L45 31H48V32H49V31L52 29L54 32L56 31V32L54 33V32L51 30L49 33L44 32V33H45V34H44V33H43L44 30H43L42 32H41V30H40L39 32H37L38 34H39V33H40V34H39V35L37 34V35L34 36V37L36 38V40H40V39H41V37H40V39H37V37L39 38V36H40L41 34H42V36H43L42 39H44V37H48V40L51 39L52 41H53V40H54V41H57V38H59V37H60L59 39H63V35H61V33L64 34V31H65L66 33H68V29H69L70 27H73L72 24H73V22H75V21L72 19V18H74L73 14H74L75 12L70 11V9H71V10L74 9V7H75L74 4H76V6H77V10H78V8L80 9V6H81V5H83L84 3H86L85 0H84V1H82V3H83V2H84V3H83V4H80V6H78V4L81 2V0H77V1H80L79 3H76L77 1H73V0L70 1V2H66L65 0H64V2H62V0H61V1L58 0V3H59V4H58V3L53 4V3H54L53 1H56V2H57V0H53V1H52V0H49V3L47 2V0H45V3H46V5H45L44 0H42L43 2H41V3H40V0H37L36 3H40V4H38V6H37V4L34 5V8H33V9H35V10H34L35 15L38 14V15H36V16H38V17H36V18L38 19V21H37V19H34V21L36 20V21H35L36 24H35V22H34L33 19H32V17L35 18L34 13L32 14V8H31V6L29 7V3H28V4L26 3L27 1L31 2V3H32V7H33V4H34L35 0H34V1H33V0H24ZM50 1L52 2V4H51ZM67 1H69V0H67ZM86 1H87V0H86ZM130 1H132V2H131L132 4L130 3V5H131L130 8H132V9L129 8L130 11H132V12H131L132 17L135 18L134 15H136V12L138 11L139 13L137 12V15H136V19H138V20H141V19H142L141 17H142L143 15H145V14H147L148 17H147V15H146L145 17H144V16H143V17H144V19H147V18H150V17L152 16V14L154 15V14L157 13V11H155V12L152 11V10H154V6L152 5V7H151V5H150V3L152 4V0H151V2H150V0H135V1H136V5H133V4H135V3H134L135 1H133V0H126V2H130ZM143 1H144V2H143ZM145 1H146V4H145ZM147 1H148V2H147ZM160 1H162V0H160ZM173 1H174V0H173ZM175 1H176V0H175ZM175 1H174L173 3H176L177 5H176V4H173V5L171 6V8L173 7V8H172L173 10L169 7V6L171 5L170 0H169V2L167 1V4H168L167 6H166V4H165V7H166V8L168 7L167 9L164 7V4L162 3L163 1L161 2L162 5H161V3L159 2V0H156V4H155V1H153V3H154L155 6H156L155 8H159V7L161 8V7H164V8H162V10L159 8V10L162 11V14H164V15H162L161 12H160L161 16H162V17L165 16L164 18H162V19H163V22H167V21H165V20L169 19V18H168L169 15H172V14H174V13L177 14L176 10L174 9L175 6H176V8L178 7L177 10H178L179 13H181V12L183 13V12H185V10H186V11H187V10L190 11V9H192V8H190V7H191V6H192V7L194 6L195 3L193 4V2H195V1L199 2V1H201V0H199V1H198V0H195V1H194V0H191V1H193L192 3L190 2V0H188V3H189V4H187V5L190 6V3H191V6L189 7L190 9L188 8V6H186V3L183 4V3H181V1H180V4H182V6H181L180 4H178L179 0H177L176 2H175ZM208 1H209V0H208ZM216 1H217V3H219V4H217V5H220L222 2H223L222 4H224L225 1L227 2V0H220L221 2H220L219 0H216ZM218 1H219V2H218ZM228 1H229V0H228ZM230 1H232V0H230ZM230 1H229V3H228V2H227V3L225 2V3H226L225 6L223 5V6H224V9H226V10H225L226 12H227V8H225V7H226L227 5H229L228 9L230 8V5H231V2H230ZM234 1H235V0H234ZM244 1H245V3L248 2L249 4H248V3L244 4V3H243ZM244 1L242 2V3H243L242 6H244V5H245V6L248 5V6H246V7L244 6V7H242V8H243V9L245 8L246 10H247V8H248V10H247L248 14H250V13H249V8L252 7V8H251V9H252V10H251V11H252V12H251L252 15L250 14V15H251V20L249 19V18H250V15L248 16L247 13L244 14L243 11H245V10L241 9L240 7H239V8H240V12L238 11V9H239L238 6H237L238 9H237L236 7H234V9L236 8L235 11H237L239 14H238L237 12H235L233 9H231V8H230V9H231V11L233 10V13H237L238 16L241 14V12L243 13V14H241V15H244V16H243V17L240 16V20H241V21H242L243 18H246L245 15H246L247 17H249L248 20H249L250 22L247 21V18H246V19H243V22H242V24H241L244 28L246 27V30H247V31H246L245 29H243L242 26H240V25H236V19H237L238 22H239V18H237V15H235V16H236V19H235V17L233 16V15H234L233 13H232V14H229V15H225V14H223V13L220 14V11H219V12H218L219 14H218V15L216 14V15H217V17L220 16V17L222 18V20H220V23H219L220 25H217V26H221V27H218V28H217V27L215 26V27H216V28H215V32L218 33L219 30H220V32H221L222 30H221L220 28H224L225 30L227 29L228 31H227V32H226V31H223V33H220V32H219V33H220V35H225L224 32L228 33V32L231 31V32L233 33L234 29L236 30V29L238 28V29H237L238 31L236 30V33H235V34H238L240 30H242V31H241L242 33H243V31H245V39H246V37H247V38H250V39H246V40H250V41H251L252 39H254L255 42H256V40H258V39H256V38H252V39H251V37H252L253 35L255 36V34H258V33L255 32V30H253V32H252V29H250V28H248V27H250L251 24H253L251 21H252V19H253L254 17H256L257 19L259 18V22L262 21V20L264 19V16H263V15H264V14H263V13H264V11H263L264 7H262V6H264V4H263V0H261V1H262V2H261V5H260V3H259V0H257L260 6H259L258 4H257V6H255L256 4L254 3V1H256V0H254V1L252 0V3H253L254 5H253L252 3L249 2V1H251V0H249V1H248V0H244ZM257 1H256V3H257ZM12 2H16V3H18L17 6L19 5V6H18V8H19V9H18L19 12H21V13L23 12L22 14L25 15V18L29 16L28 19H29L30 21L32 20L31 22H29V21H27V18H26V20H25V21H27V22H26V26H24L25 22H23V20L21 19V18L24 17V16L20 15V14L18 13V10H17V9H16L17 12L14 11V9L16 8V7H15L16 5L14 6V8H11L12 5L15 4V3L12 4ZM20 2H21V3H20ZM22 2H23V3H22ZM74 2H75V3H74ZM89 2H94V1H93V0H90V1H88V3H89ZM95 2H96V1H95ZM124 2H125V1H124ZM165 2H166V1H164V3H165ZM182 2H183V0H182ZM186 2H187V0H186ZM203 2H204V1H202V3H203ZM206 2H207V1H206ZM214 2H215V1H214ZM214 2H213V1H212L211 3L209 2L210 4L207 2L206 4H208V6H209V5L213 4ZM3 3H4V4H3ZM6 3H7V4H6ZM24 3L27 4V5H25ZM31 3H30V4H31ZM72 3H73V4H72ZM138 3H140L141 5L138 4ZM147 3H148V5H149L151 8H148L149 6L146 8ZM169 3H170V4H169ZM204 3H205V2H204ZM239 3H241V0L238 1V4H239ZM2 4H3V5H2ZM142 4H143V7H142ZM222 4H221V5H222ZM232 4H233V2H232ZM235 4L237 5V1L235 2ZM251 4H252V5H251ZM262 4H263V5H262ZM24 5H25V6H24ZM41 5H44V8H45L47 5H49V6H47L45 9H43V10H46V12H47V16H46V12H43L42 10L40 11V9L38 8V7H40ZM51 5H52V6H51ZM54 5H57L58 8H57L56 6L54 7ZM127 5L129 6V4H127ZM132 5H133V6H132ZM138 5H139V7H138ZM178 5H179V6H178ZM217 5L215 4L214 7H216ZM221 5H220V7L218 6V8H219L218 10H221L222 12L225 13V11H223V9H222L223 7L221 8ZM233 5H234V4H233ZM35 6H37V8H35ZM71 6H72V7L74 6V7L71 8ZM135 6H137V7H135ZM144 6H145V7H144ZM234 6H235V5H234ZM239 6H240V5H239ZM250 6H251V7H250ZM21 7H22V9H21ZM23 7H24V8H23ZM133 7H134V8H133ZM184 7H185V8H184ZM205 7H206V6L203 5V8H205ZM209 7H210V9H211V6H209ZM232 7H233V6H232ZM256 7H258V8H256ZM260 7H261L262 9H261ZM26 8H27V10H26ZM29 8H30L31 10H30ZM41 8H43V7L41 6ZM47 8H48V9H51V8H52V11H53V12H51V11H50V12H51V14H52L53 16H52L50 13H49L50 16L48 15L49 10H48ZM138 8H140L141 11H142V10H146L147 13L144 11V13L142 12V13H143V14H142V13L138 10ZM179 8H180V9L182 8L184 11H182V9H181V11H179ZM186 8H187V9H186ZM10 9H8V10H9V13H10ZM38 9H39V10H38ZM53 9H55V10H53ZM136 9H137V11H136ZM149 9H152V10H151L152 14H151V13H150V14L148 13L147 10H149ZM206 9L209 10V8H206ZM47 10H48V11H47ZM74 10H75V9H74ZM77 10H76V11H77ZM155 10H157V9H155ZM163 10L166 11V12H164ZM171 10H172V11H171ZM218 10H217V11H218ZM241 10H242V11H241ZM260 10H261V11H260ZM1 11H2V13H1ZM26 11H27V12H26ZM30 11H31V12H30ZM37 11H38L39 13H38ZM69 11H70V12H69ZM79 11H80V14H81V11H82V10H79ZM88 11H89V10H88ZM92 11H93V10H91V12H92ZM135 11H136V12H135ZM149 11H150V10H149ZM169 11H171L172 13L169 12ZM206 11H207V10H206ZM206 11L204 10L205 14H207V12H208L209 14H211V13H210L211 11H210V12H209V11L206 12ZM228 11H230V10H228ZM262 11H263V13H262ZM24 12H25V13H24ZM42 12H43V14H44V13H45V14L43 15ZM68 12H69V13H68ZM83 12H84V11H83ZM83 12H82L83 17L87 16V14L84 15ZM212 12H213V10H212ZM245 12H246V11H245ZM12 13H13V15H12ZM16 13H18V14H16ZM40 13H41V17H40V15H39ZM53 13H54V14H53ZM70 13H72V15H70ZM77 13H78V11H77ZM85 13H86V12H85ZM87 13L90 14V12H87ZM95 13H96V12L94 11V12L92 13V15L95 14ZM133 13H134V15H133ZM166 13H168L169 15H167ZM170 13H171V14H170ZM179 13H178V14H179ZM182 13H181V14H182ZM185 13H186V12H185ZM185 13H183L182 15H185ZM191 13H192V10L190 11V14H191ZM227 13H228V12H227ZM14 14H16V15H14ZM26 14H27V15H26ZM78 14H79V13H78ZM82 14H81V15H82ZM140 14H142V15H140ZM165 14L167 15V17H166ZM187 14H188V18H189V15H190L189 12H188ZM187 14L185 15V18H187ZM212 14H213V13H212ZM212 14H211L210 16H213ZM222 14L225 16V18H226V16H228V17H229V16H232V17H229V18H232V20H230V19H229V20H230L231 22L235 21V22H233V23H235V25L232 23L233 25L231 24V27H230L231 29L228 28V27H226V25H227V26L229 25V24L226 23V22H227V21L230 22V21L228 20V18H227V21H226V19L223 18L224 16L222 17ZM9 15H11V17H10ZM67 15H69L68 18H67ZM150 15H151V16H150ZM158 15H159V11H158V13H157V17L160 16V15H159V16H158ZM1 16H2V17H1ZM13 16H15V18H14ZM18 16H19V17H18ZM20 16H21V17H20ZM45 16H46V17H45ZM54 16H57V17L54 18ZM75 16H77V15L75 14ZM89 16H90V15H89ZM93 16H94V15H93ZM155 16H156V15H155ZM155 16H154V17H151V18H150L151 20L149 19V20H147V21H152V19L154 18L153 23L156 22V24H157L158 22L155 21V20H157V19H158L160 22H162V19H160L161 16H160L159 18H157V17H155ZM204 16H208V17H209L208 14H207V15H204ZM214 16H215V11H214ZM214 16H213V19L216 18L215 20H217V21H213L212 23L217 24L216 22H219V18H220V17L217 18V17L215 16V18H214ZM252 16H254V17H252ZM30 17H31V19H30ZM70 17H71V18H70ZM80 17H81V19L83 20V17H82V16H80ZM12 18H13L14 20H13ZM51 18H52V19H51ZM166 18H167V19H166ZM233 18H234L235 20H233ZM256 18L254 19V22H255V20H257ZM260 18H262V19H260ZM8 19H9V20H8ZM11 19L13 20V22L11 21ZM40 19H41L42 21H41ZM43 19H44V20H43ZM49 19H50V20H49ZM56 19H58L57 21H59L58 24L60 23V27H59V25H57V23H56L57 21H55ZM74 19H76V18H74ZM79 19H80V18H79ZM81 19H80V20H81ZM144 19L142 20L143 23H144V21H146V20H144ZM201 19H202V18H201ZM206 19H207V17H206ZM209 19H210V18H209ZM16 20L18 21L17 24H15V23H16ZM20 20H21V21H20ZM39 20H40V22H42V26H40L41 23H38ZM48 20H49V21H48ZM80 20H79V21H80ZM202 20L204 21V19H202ZM202 20H201V23H202ZM223 20H224V21H223ZM244 20H245V21H244ZM2 21H3V19H2ZM52 21H53V23H51ZM54 21H55V22H54ZM66 21L68 22V25H67ZM69 21H70V22H69ZM147 21H146V22H147ZM154 21H155V22H154ZM199 21H200V19H199ZM211 21H212V20H211ZM225 21H226V22H225ZM7 22H10V23H8V25H7V24H6ZM11 22H12L14 25H16L17 27H16V26H15V27L13 26V27H14V28H13L12 26H10V25H13ZM14 22H15V23H14ZM21 22H22L23 24H21ZM71 22H72V24H71ZM163 22H162V23H163ZM221 22H222L223 24H224V22H225L226 25L223 26V24H221ZM238 22H237V23H238ZM244 22H246V23H248V24H246V23H244ZM256 22H257V21H256ZM256 22H255V23H256ZM259 22H258V24H259ZM262 22H263V21H262ZM54 23H56V25H55ZM69 23H70V25H71L70 27H69ZM162 23H158V24H162ZM243 23L246 24V25H249V24H250V26L243 25ZM255 23H254V24H255ZM3 24H6V25L8 26V29H7V26H6V25H3ZM20 24H21V25H20ZM50 24H52V25L54 24L53 26H57V28H56V27H53V26H50ZM61 24H62V26H61ZM238 24H239V23H238ZM22 25H23V26H22ZM36 25H38V26H36ZM48 25H49V26H48ZM63 25H65V26H64L65 28L67 27L66 30H65V28L63 27ZM163 25H164V24H163ZM197 25H198V24H197ZM256 25H257V23L255 24V26H256ZM259 25H262L261 27L263 28V29H262V28H260V27L257 25V27L259 28V31H260V32L262 31V33H263V35H262V33L259 32V35H260V36L262 35L261 37H259V36L257 35L259 39L261 38V40H260V42H261V41L264 40V39H263V38H264V37H263V36H264V27H263L264 24H261V23H260ZM1 26H5L6 28L1 27ZM21 26L23 27V29L20 28ZM29 26H30V28H29ZM39 26H40V27H39ZM229 26H230V25H229ZM236 26H237V27H236ZM238 26L241 27L242 29H240ZM252 26H253V25H252ZM255 26H254V28H253V27H252V28L255 29ZM11 27L13 28L12 32H10L11 29H12ZM26 27L29 28L28 30L26 29L27 31L24 30ZM45 27H46V26H45ZM50 27H51V28H50ZM52 27H53V28H52ZM61 27H63V28H61ZM232 27H233V28H232ZM257 27H256V29H257ZM34 28H32L33 31L35 30ZM55 28H56V30H55ZM60 28H61V32H60ZM73 28H75V26H74ZM145 28H146V27L143 26V29H144V30H145ZM190 28H191V27H190ZM190 28H187V29H190ZM193 28H194L195 30H194ZM193 28H192V29H193V32H195V35H196V33H197V31H198V28L196 27V28H197V29H196L194 26H193ZM6 29H7V32L10 30V31L8 32V33H10V34H13V32L16 31V32L14 33L15 35L12 36V35L8 34L7 32H5ZM57 29H58L59 31H58ZM62 29H63V30H62ZM70 29H71V28H70ZM70 29H69V33H71V30H72V29H71V30H70ZM192 29H191L190 31H188V33L193 34V32H191ZM239 29H240V30H239ZM248 29L251 30V33H252V34L249 32ZM73 30H74V29H73ZM75 30H77V29L75 28ZM196 30H197V31H196ZM217 30H218V31H217ZM229 30H230V31H229ZM51 32H52V33H51ZM57 32H58V33H57ZM73 32H75V31H73ZM77 32H79V30H78ZM234 32H235V31H234ZM237 32H238V33H237ZM241 32H240V33H241ZM28 33H27V36H26V35L24 36L26 39H27L28 36H29ZM46 33H47V34H46ZM53 33H54V35H55V38H53V37H54ZM75 33H76V32H75ZM75 33H74V34H75ZM80 33H81V32H80ZM232 33H230V35H228V36L234 38V36H236V35L233 33L234 35L231 36ZM248 33H250L251 35L248 34ZM254 33H255V34H254ZM1 34H2V35H1ZM3 34H5L4 37H3ZM22 34H23V35H22ZM32 34H33V35H32ZM35 34H36V32H35ZM48 34H49V35H48ZM57 34H58V35H57ZM199 34H201V33H199ZM228 34H229V33H228ZM8 35H9V36H8ZM45 35H46V36H45ZM75 35H77V33H76ZM78 35H80V34L78 33ZM195 35H194V36H195ZM201 35H203V34H201ZM207 35H209V34H207ZM218 35H219V34H218ZM248 35H250L251 37L248 36ZM50 36H51L52 38H51ZM64 36H65V35H64ZM203 36H204V35H203ZM225 36H227V35H225ZM225 36H222V37H225ZM239 36H240L239 38H241V34H240ZM2 37H3V38H2ZM24 37H20V39H21V38H24ZM49 37H50V38H49ZM79 37H80V36H79ZM195 37H197L198 40H199V38H200V40L204 39V38H202V36H201V37L195 36ZM242 37H243L242 39H244V35H243ZM4 38H5V39H4ZM35 38H29L28 41H29V40H35ZM201 38H202V39H201ZM237 38H238V36H237ZM237 38H236V39H237ZM26 39H24V40H26ZM42 39H41V40H42ZM223 39H224V38H223ZM225 39H227V37H225ZM262 39H263V40H262ZM3 40H4V41H3ZM41 40H40V41H41ZM46 40H47V38H46ZM48 40H47L46 42H48ZM51 40H49V42H50ZM196 40H197V39H196ZM198 40H197V41H198ZM221 40H222V39H221ZM229 40H231V39L229 38ZM237 40H238V39H237ZM246 40H245V42H244V40H240V41H239V42L242 41L243 43H246L245 46H243L244 49H245V47H247V45H248L247 42H249V41L246 42ZM2 41L4 42V44H3ZM13 41H12V42H13ZM40 41H38V43H39ZM44 41H45V39H44ZM232 41H234V40H232ZM235 41H236V40H235ZM252 41H253V40H252ZM252 41H251V42H252ZM42 42H43V40H42ZM46 42H45V43H46ZM49 42H48V43H49ZM57 42H58V41H57ZM78 42H79V41H78ZM195 42H196V41H195ZM195 42H194V43H195ZM255 42L253 41V44H254ZM258 42H259V41H257L256 44H255L254 46L258 47V45H259ZM260 42H259V43H260ZM6 43H7V42H6ZM23 43H24V42H23ZM48 43H46V45H44L43 48H42V43H41V42L39 43V44H41L40 47L43 49V51H44V49L46 48L45 46H47ZM50 43H51V42H50ZM237 43H238V41H237ZM243 43H241V44L243 45ZM7 44H8V43H7ZM25 44H26V43H25ZM25 44H24V48H25ZM29 44H31V43H29ZM36 44H37V42H36ZM36 44H35V45H36ZM241 44H240V45H241ZM250 44H251V43L249 42V46L247 47L248 50H249V47H251V48L254 49V47H252L253 44H251V45H250ZM261 44L264 45V43H261ZM26 45H28V44H26ZM51 45H52V44H51ZM2 46H1V44H0V48H2ZM8 46H9V45H8ZM10 46H11V45H10ZM32 46L34 47L33 42H32ZM184 46H185V45H184ZM259 46H260V45H259ZM26 47H27V46H26ZM33 47H32V48H33ZM38 47H39V45H38ZM49 47H50V44L48 45V48H49ZM52 47H53V46H52ZM185 47H186V46H185ZM263 47H264V46H263ZM6 48H8V47H6ZM6 48H5V49H6ZM30 48H31V47H30ZM41 48H37L38 50H37V49H34V50L40 51L39 49H41ZM48 48H47V49H48ZM259 48H261V51H260V52H263V53H262V57H263V56H264V50L262 51V49H264V48H262V47H259ZM2 49H3V48H2ZM2 49H1L0 51H2ZM25 49H26V48H25ZM42 49H41V51H42ZM50 49H51V48H50ZM50 49H49V50H50ZM253 49H252V51H253ZM6 50H12V49H6ZM13 50H14V49H13ZM13 50H12V53H13ZM52 50H53V49H52ZM175 50H177L178 52L180 51V50H178V49H174L173 51H175ZM245 50H246V49H245ZM14 51H15V50H14ZM17 51H18V50H17ZM25 51H26V50H25ZM25 51H24V52H25ZM28 51H29V50H28ZM30 51H31V50H30ZM32 51H33V49H32ZM45 51L47 52V50H45ZM45 51H44V52H45ZM173 51H172V52H173ZM177 51H175V52H177ZM246 51H247V50H246ZM250 51H251V49H250ZM9 52H10V51H9ZM22 52H23V51H22ZM178 52H177V53H178ZM258 52H259V51H258ZM260 52H259V53H260ZM2 53H3V54H2ZM4 53H6V56L4 55ZM7 53H8L7 51H6V52H4V51L0 52V56H1V58H2V55H3V56H4L3 59H4V58L6 59V58H7ZM12 53H11V54H12ZM15 53H16V52H15ZM15 53H14V54H15ZM29 53H31V52H29ZM36 53H37V52H36ZM36 53H34V54H36ZM38 53L41 55L42 52H38ZM50 53H51V51H50ZM179 53H181V51H180ZM179 53H178V54H179ZM11 54H9L8 56H10ZM14 54H13V55H14ZM22 54H23V53H22ZM43 54H44V53H43ZM43 54H42V55H43ZM46 54H47V56H48V52L45 53L44 55L46 56ZM178 54H177V56H179ZM17 55H18V57H19V54H17ZM17 55H15V56H17ZM25 55H28V54L25 53ZM31 55H33V54H31ZM36 55H37V54H36ZM42 55H41V56H42ZM49 55H50V54H49ZM172 55H174V53H172ZM175 55H176V53H175ZM23 56H24V55H23ZM33 56H34V55H33ZM33 56H32V57H33ZM12 57H13V56H11V57H9V58H12ZM37 57H38V56H37ZM30 58H31V56H30ZM41 58H43V57H41ZM32 59H33V62H34V61H35V60H34V59H35V56H34V58H31L30 60H32ZM37 59H38V58H37ZM37 59H36V60H37ZM263 59H264V57H263ZM0 60H1V59H0ZM30 60H29V61H30ZM40 60H41V59H40ZM5 61H6V60H5ZM8 61H9V59H8ZM10 61H11V60H10ZM6 62H7V61H6ZM24 62H25V61H24ZM24 62H23V63H24ZM35 62H36V61H35ZM65 62H66V64H67V61H66V60H65ZM65 62H64V67L66 66ZM31 63H32V62H31ZM37 63H38V62H36V64L33 63V64H35V65L32 64L33 66H32L31 68H33L34 66L38 65ZM50 63H51V64H50ZM50 63H49L50 66H48V68L50 69V67L53 66V68L51 67V70H50V71H51V75L56 74V73H54V72H56V71H58V70L61 71V70H60V69H61L60 67L63 68V66H59V65H62V64H63V60H62V61L60 60V62L58 61L56 65H55L56 62L53 63V61H50ZM58 63H61V64L58 65ZM42 64H43V65H45V64L48 65V63H45V64H44L43 62H42ZM42 64H41V65H42ZM52 64H54L55 67H54V65H52ZM3 65H4L3 62L0 63V67H1V68H0V71L4 69V67H3V69H2V66H3ZM16 65H18V64H16ZM21 65H22V63H21ZM21 65H20L19 68H21V71H22V67H23V66H21ZM43 65H42V66H43ZM46 65H45V66H46ZM261 65H262V64H261ZM4 66H5V68H7V67H6V66H7V63H6V65H4ZM11 66H12V69H13V70H14V69H17L16 66L14 67L13 64H12ZM18 66H19V65H18ZM18 66H17V67H18ZM24 66H25V65H24ZM56 66H58V67H56ZM69 66H70V65H69ZM8 67H10V66H8ZM38 67H40V65H39ZM260 67H261V66H260ZM27 68H28V67H27ZM44 68H45V67H41L42 72L40 71L39 68H38L39 70L36 68L35 71H34V69H33V70L31 69V70L33 71L32 74L35 73V75H36V74H38V73H39V74L41 73L40 75H42V79H43V76L48 75L47 73H48V70H49V69H46V68H45V69H46V70H45ZM56 68H58V70L54 71V69H56ZM66 68H68V65L66 66ZM66 68H63V69H66ZM263 68H264V67H263ZM12 69H11V67H10L9 70L6 69V71H7L6 73H5V69H4V72L1 71V72H0V75L2 74V75H4V76H7L6 74H9V77H10V74H11V75H14L13 73H11V72L13 71ZM29 69H30V68H29ZM52 69H53V70H52ZM68 69H69V68H68ZM70 69H71V68H70ZM19 70H20V69H19ZM19 70L17 69V71H19ZM37 70H38V73H37ZM44 70H45V71H44ZM15 71H16V70H15ZM29 71H30V70H29ZM39 71H40V72H39ZM46 71H47V72H46ZM50 71H49V72H50ZM52 71H53V72H52ZM59 71H58V72H59ZM66 71H68V70H66ZM116 71H117V70H115V71H110V72L108 73V74H109V77H110V75H113V76H111L110 78L107 76V73H106V72H105V73H104V72H103V73H102V72H98V73H102V74H98V73H97L98 75H101V76H98V80H97V82L100 83V84L98 83V84H99L98 86H100V87H98V89L100 90V88L103 86V87H105V88L108 87L107 89H108V90L111 89V91L108 92L107 89L104 90L105 88H104L102 91H98L97 94H99V97H100V98H101V95L103 94L102 92H103V91H105V92L107 91V93H105L106 96L102 95V97H103L102 99H103V102H104L105 104H103V102L100 103V101H101L102 99H99L100 101L96 99V100L99 101V102H97L96 100H95V101L92 100V102H94L93 104L95 105V106L93 105L94 107H92V108H93V109H94V108H95V109H98V110H96V112H98V113H99V111H100L101 113H105L104 115L102 114L103 116L100 115V117H101V116L103 117V119H102V117H101L102 120H104L105 118H107V121H106V119H105L104 121H105V123H106V122L108 123V126H110V128H111V127H114V126H115L116 128H118V127H121V125H122L121 128H125V127H128V125H129V128L132 129V126L130 127V125H132V122L134 123V118H136L137 116L139 117V115H142V112H143V115L140 116V118H141V117H142V118H141V119L139 118V120H141V121H139V123H138V122H135L134 124H137V123L140 124V125L137 124L138 127H137V125H135V126L138 128V130H139V127L141 128V126L143 125V127H142L143 131H145L144 126H145V127H146V126H147V127H150V128H147V127H146L147 130H146L145 132H143V133H140V132H139L140 130L142 131V129H140V130L138 131L140 134H144V133H146V134H144V135H147V134H148V133H147L148 130L152 128V127L150 126V123H148V119H151V118H153V117H152V115L149 116V111H148V113H145V111H142L141 109H140V112L142 111L141 114H140V112L138 111L139 114H137V116H134V111L137 112V110H139V108L142 107V105H144V104H139V101H137V102H138V106H137V105H133V103H134V104L136 103V102H135L136 100H134V102H133V100H131V99H133V98L136 99L138 96H137V97H136V96H133V97L131 98V94L129 93L130 91H128L127 93H129L128 97L130 96L129 98H130V100H131L132 102L129 100V98H128L127 100L125 99V98H127V97L125 96V95H126V91H127V90H131V89H129V88L127 87L128 82L125 83L124 81H122L124 78L121 79V81L123 82V84H127V85H124V87L122 88V82L119 83V80H120L121 75H120V77L118 78V76H119V75H118V74H119V73H118L119 70H118L117 72H116ZM9 72H10V73H9ZM26 72H27V71H26ZM26 72L23 73V74H26ZM61 72H62V73H63V72L65 73L64 70H62ZM61 72L57 73V74H58V77H60L59 75H60ZM68 72H69V71H68ZM16 73H17V72H15V74H16ZM19 73H20V72H19ZM42 73H43V74H42ZM45 73H46V74H45ZM52 73H53V74H52ZM64 73H63V75H64ZM66 73H67V72H66ZM110 73H112V74H110ZM28 74H31V73H28ZM49 74H50V73H49ZM16 75H17V77H18V75H21V74H18V73H17ZM102 75H103V77H102ZM105 75L107 76L106 78H108V79L103 80V79H105ZM14 76H15V75H14ZM28 76H29V75H28ZM54 76H56V78H57V75H54ZM54 76H53V78H54ZM9 77H8V78H9ZM11 77H12V76H11ZM29 77H30V76H29ZM34 77L37 78V77H39V75H38V76H34ZM40 77H41V76H40ZM49 77H50V76L48 75L47 78L49 79ZM99 77H101V78H100L101 81H99ZM113 77L115 78V79H114V80H115V83H114V81H113ZM1 78H2V76H1ZM1 78H0V79H1ZM6 78H7V77H6ZM13 78H15V77H12V79H13ZM18 78H19V77H18ZM18 78H17V79H18ZM31 78H32V75H31L30 79H31ZM53 78H52V76H51V79H53ZM96 78H97V77H96ZM102 78H103V79H102ZM37 79H38V78H37ZM37 79H36V80H37ZM44 79H46V78L44 77ZM51 79H49V81H50ZM54 79H55V78H54ZM59 79H60V78H59ZM36 80L34 79V81H36ZM57 80H58V79H57ZM102 80H103V82H102ZM107 80H108V81H107ZM109 80H110V81H109ZM111 80H112V81H111ZM3 81H4V80H3ZM12 81H15V80L7 81V82H8V83H11ZM30 81H32V79L29 80V82H30ZM37 81H39V82L41 81L42 83H40V84H42V85L44 84V83H43L44 81H42V80H40V79L37 80ZM55 81H56V79H55ZM95 81H96V80H95ZM104 81H105V82L107 81V82H106V85L104 84L105 86L102 85V83H105ZM15 82L17 83V81H15ZM29 82H28V83H29ZM50 82H51V81H50ZM108 82H110V83H108ZM117 82H118V84H116ZM2 83L5 84L6 81H5V82H2ZM31 83H32V82H31ZM31 83H30V84H31ZM107 83H108V84H111V83L114 84V85L111 84L112 87L116 85L115 87L118 86V87L121 88L122 90H123L124 88H125V89H124L123 91L120 89V90H121V91H120L119 88H118V89L114 88V89H116V90H115V92H112L114 89L111 87V85H108ZM0 84H1V81H0ZM24 84H27V82L24 83ZM35 84H38V83L36 82ZM96 84H97V83H96ZM120 84H121V87H120ZM1 85H2V84H1ZM1 85H0V86H1ZM5 85H7V84H5ZM38 85H39V84H38ZM2 86H3V85H2ZM25 86H26L25 89L28 88V90H29V86H27V85H25ZM32 86H35V85L32 83L31 87H32ZM37 87H38V86H37ZM103 87H102V88H103ZM110 87H111V88H110ZM32 88H33V87H32ZM41 88H44V87L41 86ZM102 88H101V89H102ZM126 88H127V89H126ZM35 89H36V88H35ZM37 89L40 90V87H38ZM118 90H119L120 92H117ZM131 91H132V90H131ZM99 92L101 93V95H100ZM121 92H122V95H123V93L125 94V95H123V97H121V96H122V95H121ZM132 92L135 93L134 91H132ZM108 93H109V95H107ZM111 93H112V94H111ZM118 93H120V95L117 96L116 94H118ZM95 94H96V93H95ZM263 95H264V94H263ZM97 96H98V95H97ZM124 96H125V97H124ZM92 97H94V95H92ZM95 97H96V96H95ZM104 97H106V98H104ZM114 97H115L116 99H115ZM117 97H118V99H117ZM88 98H89V97H88ZM88 98H87V100H88ZM96 98H97V97H96ZM111 98H112V99H111ZM123 98H124L125 100H124ZM90 99H91V98H90ZM106 99H110V100H109L110 103H108L109 101L107 102ZM111 100H113V101H111ZM117 100H118V102H117V104H116V101H117ZM128 100H129V101H128ZM137 100H138V99H137ZM121 101H122V102H121ZM82 102H83V101H82ZM86 102H87V101H85V103H86ZM95 102L97 103V106H96V103H95ZM106 102H107L108 104H107ZM111 102H112V103H111ZM113 102L116 104L115 106H112V105H114ZM127 102H128V103H127ZM99 103H100V105L103 104V105H101L102 108L99 106ZM120 103H122V104L120 105ZM125 103L128 105V107L126 106ZM83 104H84V103H82V105H83ZM87 104H88V103H87ZM85 105H86V104H85ZM85 105H84V106H85ZM91 105H92V104H91ZM91 105H89V106L91 107ZM118 105L120 106L119 109L117 108ZM130 105H131V106L133 105V106L137 107L138 109L135 108V107L133 108V107H131ZM89 106L87 105L86 107H89ZM98 106H99V108H98ZM106 106H107L108 108H107ZM110 106H111V107H110ZM105 107H106L107 109H106ZM112 107H113V110H111ZM114 107H116V108L114 109ZM123 107H124V108H125V107H127V108L130 107V108L128 109V110H130V112L127 110V108H126V110H125ZM131 108H132V109H131ZM83 109H84V107H83ZM93 109H92V110H93ZM108 109H110V110H108ZM122 109H123L124 111H123ZM133 109H134V111H132ZM135 109H136V110H135ZM4 110H5V109H3V110H2L3 113H2V112H1V113L4 114V116H5V113H4V112H6V111H4ZM81 110H82V109H81ZM81 110H80V111H81ZM86 110H89V112H91L89 108H88V109L86 108ZM103 110H104V112H102ZM106 110L109 111V112L111 111L112 113H113V111H114V113H113V114H112V113H109V112H107ZM115 110H116L117 113L115 112ZM118 110H119V112H118ZM94 111H95V110H94ZM94 111H93V112H94ZM127 111H128V114H127ZM83 112H84V110H83ZM83 112H82V113H83ZM87 112H88V111H87ZM96 112H94V113L96 114ZM106 112H107V116H105V115H106ZM122 112H126V113H125L126 116H125L124 113H122ZM136 112H135V114H136ZM115 113H116V114H115ZM120 113H121V114H120ZM129 113H131V116H129V115H130ZM144 113L147 114L148 116H146V117H149V118L146 119L145 117H143V116H145ZM85 114H86V113H85ZM91 114H92V113H90V115H91ZM99 114H100V113H99ZM109 114H110V117H109ZM117 114H118V115H121V116H117ZM132 114H133V115H132ZM150 114H151V113H150ZM87 115H88V114H87ZM87 115H86V116H87ZM93 115H94V114H93ZM127 115H128L129 117H127ZM0 116H3V115L0 114ZM81 116H82V114H81ZM88 116H89V115H88ZM116 116H117L118 118H115ZM132 116H133V117H132ZM84 117H85V116H84ZM89 117H91V116H89ZM104 117H105V118H104ZM119 117H120V118H119ZM138 117H137V118H138ZM150 117H151V118H150ZM98 118H99V117H98ZM108 118H109L110 121L108 120ZM112 118L115 119V120H112ZM122 118H123V119H122ZM126 118H127V119H126ZM129 118H130V120L128 121ZM131 118H133V121H132ZM143 118L146 119V120H143ZM3 119H4V117H3ZM5 119H6V116H5ZM5 119H4V120H5ZM116 119H117V121H116ZM119 119H121L120 121H121L122 123L119 121ZM124 119H125V122H124ZM1 120H2V119H1ZM1 120H0V121H1ZM111 120H112V121H111ZM135 120L138 121L137 119H135ZM151 120H152V119H151ZM151 120H149V121H151ZM2 121H3V120H2ZM84 121H85V120H84ZM118 121H119L120 123H118ZM126 121H128L130 124H128V122H126ZM152 121H153V120H152ZM113 122H116V123H115L116 125H115V124H112ZM141 122H142V123H141ZM143 122H144V124H143ZM101 123H104V122L101 121ZM105 123H104V124H105ZM110 123H111V125H110ZM145 123H146V125H145ZM153 123H154V121H153ZM153 123H152V124H153ZM104 124H103V125H104ZM119 124H121V125L119 126ZM126 124H127V125H126ZM134 124H133V126H134ZM148 124H149V126H148ZM152 124H151V125H152ZM112 125H113V126H112ZM124 125H125V126H124ZM106 126H107V125H106ZM117 126H118V127H117ZM135 126H134V129L136 128ZM115 127H114V128H115ZM108 128H109V127H108ZM116 128H115V129H116ZM137 128H136L135 130H137ZM67 130H68V129H67ZM68 131H69V130H68ZM68 131H67V133H68ZM71 131H73V130H71ZM71 131H70V132H71ZM149 131H150V130H149ZM70 132H69V133H70ZM83 133H84V131H83ZM72 134L74 135V137H75V135H77L76 133L74 134V132H73ZM72 134L70 133V135L68 134V136H69V137H70V136L73 137ZM80 135H81V134H80ZM84 135H85V134H84ZM86 136H87V135H86ZM72 137H71V138H72ZM80 137H81V136H80ZM82 137H83V135H82ZM78 138H79V137H78ZM78 138L76 137V140H77ZM83 138H84V137H83ZM74 140H75V139H74ZM78 140H79V139H78ZM85 140H86V139H85ZM85 140L83 141L82 138H81V143H83V145H82V144H81V145H82L83 148L80 147V142H79V147H78L79 149L75 147V146H76L75 144H76L77 142H75V143L73 144V145H74V148H76V150H77V149L80 150L79 153H78V151H77V153L80 154V157H81V154H83V152L86 153L85 151L87 150V147L89 146V144H90V146L92 147V149H93V147H94V145L92 146V143H88V141L86 142ZM72 141H73V139H72ZM82 141H83V142H82ZM72 143H73V142H72ZM84 143H88V144H87V147H86V146L84 147ZM85 145H86V144H85ZM91 147H90V148L88 147L89 151L92 150ZM85 148H86V150H85ZM81 150H82V151H81ZM75 152H76V151H75ZM81 152H82V153H81ZM89 153H91V152H89ZM89 153H86V154H89ZM76 155H77V154H76ZM83 155H84V154H83ZM89 155H90V154H89ZM89 155H88V157H89ZM78 156H79V155H78ZM78 156H77V158H79ZM85 156H86V155H85ZM82 157H84V156H82ZM94 157H95V156H92V157H91V158H92V161H94V159H95ZM86 158H87V157H86ZM91 158H90V159H91ZM93 158H94V159H93ZM81 159H82V158H81ZM81 159H79V160L77 159V161H79V163L82 164V163H84V160L82 161ZM90 159H88V162H89ZM80 160H81V162H80ZM97 160H98V159H97ZM95 161H96V160H95ZM85 162H87V161H85ZM88 162H87V164H89ZM91 163H92V162H91ZM94 163H95V162H94ZM94 163H93V164H94ZM181 163H183V161H181ZM87 164H86V165H87ZM84 165H85V163H84ZM179 165L181 166V164H179ZM82 166H83V165H82ZM80 167H81V166H80ZM177 167H178V169H177ZM177 167H176V173H177L179 170H181V168L183 167V164H182L181 168H180L179 166H177ZM179 168H180V169H179ZM81 169H83V168H81ZM123 169H126V168H123ZM140 169H141L142 171H141ZM126 170H127V169H126ZM137 170L140 171L139 173H138L137 171H135V172H137V176H136L135 172H134L133 174L131 173V174L133 175L132 177L129 176V175H131L130 172L128 173L129 175H128V174H125V175H127L126 177H128L127 179H129V180H127L128 182L124 179V176H123L122 178H120V177H121V175H120V177H119V179H120L121 181L124 180L123 183H125V182L128 183L129 188L127 187V189L124 190V192H125L126 190L128 191V193L126 192V193H127L126 197H127V196H131V195L133 194L132 196H134V198L131 197V199H132V200H135V201H133L134 203L136 202V204H133V206L130 207V204H132V202L129 203V204H128V202H130V201H132V200L129 199V197H127V199L130 200V201H127V204L129 205L130 208H133V209H136V210L138 209L137 212L139 213V215L141 214V217H140V216H138L135 212H133V213H135V214H134V217H135V215H137V216L140 217V218H143V216H144V217L146 216L145 218L147 219V215H149V217L151 216V217H150L151 219L148 217V218L150 219V220L148 219L150 222L145 221L146 219L143 220V222L145 221L146 223L144 222L145 224H143L144 226H143V229H142V230H146L148 227H149L148 229L152 230V229H153V225H154V230H155V225H156V228H157L158 226H160V227H158V229L155 230L154 233H156V232H157V233L154 234V235H153V231H154V230H153L152 232H151L150 230H148V229H147L146 231H141V232H144V233H143L144 236H145V232L148 233V235H149L150 232H151L150 235H153V238H151L152 236H150V235L148 236V235L146 234V236H145L146 239H145V240L149 241V238H150V241H149V242H152L153 246H152L151 243L146 242V241L144 240V236H142L144 241L141 240V242L143 241V243H144V244L141 243L143 246H140V245L137 246V244H136L137 242H135V240H134L135 237L138 239L139 236H138V234H137L138 237H137V236H133V237H131V239L134 238V239H132V240H130V239L128 240V239H127L128 237L126 236V237H127L126 240H128V241H126V240L124 239V237H123V239H124V240H123L124 243H127V244L130 243V244H131V245H130V244H129V245H126V244H125V245L128 247V249H127V248H125V249L127 250V252H128V251H131V252H132V253H131V252H130V253L133 254V255H132V256H133L132 258H133L134 261L136 260V258L138 259V256L140 257L139 259H140V261H141V258L144 257V256L147 254L146 251H147L148 249H150V250H148V251H150L149 253H151V252H155V253H152L153 255H152V254H151V255L148 254L149 257L151 256V259H150L151 261H153L152 259H154V260L156 259L157 261H159V263H157V264H160V262L162 261V259L165 260V259H170V258H171V260L173 261L172 258H175L173 262L175 263V262L177 261V263H175V264H178V262H179V261H178V260H179V257H178V259H177V257H173V256H172L173 253H171L172 255L170 254V256H172V257H170V256L168 255V254H169L168 252H169L170 250H172V248H171L172 246L175 247V248L177 247L176 249H178V246L181 245L182 247L180 246L181 249L179 248V249H178L179 251L177 250V252H175V251H176L175 248H173V249H175V251L172 250V252H175V253H176V254L174 253V255H177L178 252L180 253V251L183 250L182 252H184V253L181 252L182 254H181V253H180V254L178 253V254L180 255V259H182L181 257H183L185 260L183 261V259H182L181 263L179 262V264H185V263L187 264V261L189 262L188 264H196V263L198 262V259L195 260V259H194L195 257H194L193 255H189L191 252L189 253L190 250L188 251L187 249H188V248L190 249V247H187V249H186L185 247H186L187 245H186V246L184 245V244H185V243H184V240H185V239H186V240L188 239V237L186 236L187 233L185 232V235L182 234L185 238L183 237V238H184L183 241H179L182 237H177V238H176V236L179 235V234H177L178 231H179V233H180V231H182V230H181V229H179V230H178V229H174L175 224H174V226H173V224H172V225L169 224V222H172V221H168V217H169L170 215H171L172 217H174V213H176V211L173 210V208H174V207H172L173 205L171 206V203H172V202H171V203L169 202L170 205L167 204L166 207L163 205V203L166 204V200H165V199H167V203H168V200H169V199L165 196L167 193H165V195H163V196L161 195V193L163 194V191H164L163 187H165V186H164V185L162 186L161 184H159V185H155V184H157V183H160V181H161V182H162V181L164 182L165 180H163V179L168 178V177H166V174H168V171H167V170L164 171V169L162 168L160 174H163L164 172H166L165 175L163 174L164 177H163V175L161 176V175L156 174V175H158V177L155 178L156 175H155V171H154V170L152 171V170L149 169L151 173L154 172L155 177H154L153 174H150V172H149L148 169H145V168H139V169H138V168H137ZM144 170H148V171H144ZM177 170H178V171H177ZM20 171H21V170H20ZM22 171H23V170H22ZM128 171H129V170H128ZM143 171H144V174H142ZM162 171H163V172H162ZM184 171H185V168L182 169V173H181L182 175L184 174ZM18 172H19V171H18ZM18 172H17V173H18ZM123 172H126V171L123 170L122 173H123ZM147 172H148V174L150 175L151 178H149V176L146 175ZM179 172H181V171H179ZM179 172H178V174L180 175ZM80 173H81V172H80ZM82 173H83V171H82ZM122 173H121V174H122ZM156 173H157V171H156ZM158 173H159V172H158ZM173 173H174V172H173ZM13 174H14V172H13ZM24 174H25V172H23V176H24ZM123 174H124V173H123ZM138 174H140V175H139L140 177L138 176ZM141 174H142V176H141ZM169 174H171V173H169ZM8 175H9V176H7L8 178H7V181H6V185H7L8 179H9V177L12 175V173H10V174H8ZM14 175H15V174H14ZM14 175H13V176H14ZM25 175H27V173H26ZM79 175H80V174H79ZM82 175H84V176H83V179H84L85 177H87V179H89V178H88L89 176L94 177V176H92V175H88V176H86L87 174H86L85 172H84V174H81V176H82ZM112 175H113V174H112ZM151 175H152V176H151ZM176 175H177V174H176ZM13 176H12V177H13ZM21 176H22V173H21ZM96 176H97V174H96ZM134 176H135V178H134ZM144 176H145V177H144ZM168 176H169V175H168ZM177 176H178V175H177ZM3 177H6V176L4 175ZM18 177H19V179H18L17 182H18V185H19V181H20L21 179H20V176H19V175H18ZM24 177H25V176H24ZM27 177L29 178V175H28ZM97 177H98V176H97ZM129 177H130V178H129ZM136 177H137V179H138V178L141 179V177H142V182L145 180V181H148V182H150V183L147 182L148 184L146 183V185H145V187H144V186H142V184H143V183L145 184V182L142 183L141 180L139 179V180H140V184H141V185H139L138 180L136 179ZM143 177H144V178H143ZM153 177H154V179H155L154 181H156V182L159 181V182H157V183L155 182V184H154V182H153ZM165 177H166V178H165ZM175 177H176V176H175ZM175 177H174L173 179H175ZM13 178H16V177L14 176ZM94 178L96 179V177H94ZM131 178H132V179H131ZM146 178H147V180H146ZM148 178H149V179H148ZM160 178H162V180H160ZM177 178L181 179V181L179 182V179H175L174 182H176L177 180H178L177 183L179 182V184H180L181 182H183V181H182V180H183V179H182L183 177H182L181 175L178 176ZM10 179H11V178H10ZM23 179H24V178H23ZM23 179H22V180H23ZM25 179H27V178L25 177ZM31 179H32V178H30V179H28V180H31ZM83 179H82V180H83ZM95 179H92V180H93L92 182H94ZM113 179H114V178H113ZM133 179H135V180H133ZM157 179H158V180H157ZM2 180H3V178H1V181H2ZM4 180H6V179L4 178ZM4 180L2 181V183L5 182ZM12 180H14V179H12ZM16 180H17V178L15 179V181H16ZM32 180H33V179H32ZM85 180H86V179H85ZM96 180H97V179H96ZM116 180H117V179H116ZM116 180H115V181H116ZM150 180H152L153 183H152ZM9 181H10V180H9ZM15 181H14V182L11 181V182L17 184ZM26 181H27V180H26ZM88 181H89V180H88ZM117 181H118V180H117ZM129 181H131V185H130V182H129ZM136 181H137V184H136V185H139V186H137V187H136V190L134 191L135 187H134L133 185H135V182H136ZM20 182L22 183V181H20ZM28 182H30V181H28ZM85 182L87 183V186L89 187V184H88L89 182H87V180H86ZM90 182H91V181H90ZM110 182H111V180L109 181V183H110ZM113 182H114V180H113ZM118 182H119V181H118ZM132 182H133V185H132ZM21 183H20V184H21ZM30 183H31V182H30ZM109 183H108V184H109ZM119 183H120V182H119ZM119 183L117 184V182H115V184H117L118 186H119V185H122V183H120V184H119ZM126 183L124 184V188H126V186H127ZM177 183H176V184H177ZM90 184H91V183H90ZM92 184H93V183H92ZM111 184H112V182H111ZM111 184L108 185V186H110L109 189L112 188V185H113L114 183H113L112 185H111ZM115 184H114V185H115ZM152 184L155 185V186H153ZM174 184H175V183H174ZM176 184H175V185H176ZM182 184H183V183H182ZM8 185L12 186L11 183H8ZM125 185H126V186H125ZM147 185H148L149 187H150V186H152V187H150V189L148 190L149 187L147 188ZM160 185L162 186L161 189H163V190L161 191L160 188H159V190L161 191V192H160L161 197L158 199V197H157V194H158V193H157V194H156L155 192L153 193V192H151V190H152V188H153L152 191H156V189H158V186H160ZM2 186H3V185H1V187H0V192H1V189L4 188V187H2ZM4 186H5V185H4ZM19 186H20V188H19V190H20V189H21V185H19ZM19 186H18V187H19ZM22 186H23V188H24L25 184H23ZM33 186H35V185L33 184ZM90 186H91V185H90ZM132 186L134 187L133 189L130 188V187H132ZM141 186H142V187H141ZM5 187L7 188V191H5V190H6V189H5L3 192H5L6 196H5V194H4V195L2 194L3 192H1L2 195H0V198H1V196H5V197H4V198H5L4 201H6V198H7V197H8L10 200H11L10 197H12V199H13V198H14L13 196H15V195H13V194H14V193H13L14 190H11V189H10V190L12 191V196L10 195V197H9V195H8V193H9V192H8V190H9L8 187H9V186H5ZM16 187H17V186H16ZM16 187H15V188H16ZM30 187H31V186H30ZM138 187H140V188H142V189H140V188H138ZM143 187H144V188H143ZM155 187H156V188H155ZM27 188H29V187H27ZM32 188H33V187H32ZM116 188H117V186H116ZM122 188H123V185H122ZM122 188H120V186H119V188H117V191L119 192V190H120V192H122L123 189H124V188H123V189H122ZM13 189H14V185H13ZM16 189H17V188H16ZM112 189H113V188H112ZM121 189H122V190H121ZM137 189H138V191H137ZM143 189H144V192H143V193L146 192V193L148 194V196H146L147 198L144 197L146 194H143V196H142V193H141V192L143 191ZM146 189L148 190V192L150 191L151 193H148ZM165 189H166V188H165ZM21 190H22V189H21ZM26 190H27V189H26ZM26 190H25V191H26ZM60 190H61V189H59V191H60ZM62 190H64V189H62ZM114 190H116L115 187H114ZM114 190H112V194H114V193H113ZM130 190H131V192H133V193H131V195L129 194V193H130ZM141 190H142V191H141ZM145 190H146V191H145ZM159 190H157V191L159 192ZM11 191H10V194H11ZM25 191H24V192H25ZM139 191H141V192H139ZM166 191H167V190H166ZM166 191H164V192H166ZM7 192H8V193H7ZM17 192H18V189H17ZM17 192H16V190H15V194H16ZM24 192L22 191V194H23V195H24ZM64 192H65V191H64ZM120 192H119V193H120ZM124 192H123V193H124ZM135 192H136L137 196H136ZM72 193H73V192H72ZM115 193H116V192H115ZM123 193H122V194H123ZM126 193H124V194H126ZM138 193H139V195H141L142 197L139 196ZM140 193H141V194H140ZM152 193H153V194H152ZM19 194H20V193L18 192V193H17V198H16V199H19V198H20V197L18 198ZM27 194H28V193H27ZM53 194H54V192H53ZM59 194L62 195V197H63V193L61 194V192H59ZM70 194H71V193H70ZM83 194H84V193H83ZM112 194L110 193L109 195H112ZM149 194H150V196H149ZM155 194H156V195H155ZM23 195L21 196V197H22V200L25 199V197L23 198ZM57 195H58V194H57ZM60 195H59V196H60ZM64 195H65V194H64ZM67 195H69V194H67ZM75 195H76V194H75ZM75 195H74V196H75ZM152 195H154L155 197H151ZM70 196H73V194L70 195ZM74 196H73V197H74ZM122 196H123V198H121V199L123 200V203H124V202L126 203V200H127V199L124 197L125 195H122ZM135 196H136V197H135ZM164 196H165V198H164ZM54 197L56 198V196H54ZM82 197H84V195H82ZM87 197H88V196H87ZM112 197H113V196H112ZM114 197H116V198L118 197V196H117V193H116V196H114ZM140 197H141V198H140ZM162 197H163V199H164L163 201H165V202L162 201L163 203H162L161 200H160ZM67 198H68V196H67ZM76 198H77V197H76ZM80 198H81V197H80ZM93 198H94V197H93ZM104 198H106V197H104ZM116 198H115V200H117ZM142 198H144V200H143ZM148 198H150L149 201H148ZM153 198L155 199L154 201H152ZM9 199H8V200H9ZM28 199H30V198L28 197ZM52 199H53V198H52ZM68 199H69V198H68ZM82 199H83V198H82ZM87 199H88V198H87ZM89 199H90V197H89ZM91 199H92V198H91ZM94 199H95V198H94ZM101 199H102V198H101ZM107 199L110 200V198H107ZM107 199H105L104 201H107ZM140 199H141V201H143V202L139 201ZM146 199H147V200H146ZM13 200H14V199H13ZM31 200H32V199H31ZM57 200H58V202H60V201H59L60 199L57 198ZM62 200H63V198H62ZM65 200H66V199H65ZM74 200H76V199H74ZM74 200L72 199V203H73V205H74V204L77 205V203H79V202L82 201V200H81V201H79V202L76 203ZM79 200H80V199H79ZM92 200H93V199H92ZM159 200H160V201H159ZM0 201H1V200H0ZM4 201H3V202H4ZM11 201H12V200H11ZM11 201H10V202H11ZM17 201H18V200H16V202H17ZM20 201H21V200H19V203H20ZM24 201H26V199H25ZM54 201H55V200H54ZM68 201L70 202L71 200L69 199ZM83 201H84V200H83ZM87 201H88V200H87ZM90 201H91V200H90ZM94 201H95V200H93V202H94ZM101 201H103V200H101ZM118 201H119V199L116 201V203H117ZM144 201H145L146 203H145ZM147 201H148L150 204H149ZM150 201H151V202H150ZM169 201H170V200H169ZM27 202H28V200H27ZM27 202H26V203H27ZM29 202H31V201H29ZM56 202H57V201H56ZM58 202H57V203H58ZM62 202H63V201H61V203H62ZM64 202H65V201H64ZM64 202H63V203H64ZM69 202H68V205L70 204V206L68 207V206H67V203H66V206L68 207V209H69L70 211H72V210L70 209V207L72 208V203H69ZM96 202H97V201H96ZM137 202H138V203H141V205H142L143 208L141 207V205H140V208H141V210L143 209L142 211L139 210V207H138L139 204H138ZM160 202H161L162 205L160 204ZM12 203H13V201H12ZM22 203H23V202H21V204H22ZM26 203H25V204H26ZM63 203H62V204H63ZM81 203H82V202H81ZM81 203H80V204H81ZM103 203H104L103 205H105V202H103ZM118 203H119V202H118ZM123 203H122V204H123ZM143 203H144V204H143ZM155 203H157V205H155ZM5 204H6V203H5ZM7 204H8V202H7ZM10 204H11V203H10ZM13 204H15V201H14ZM13 204H11V205H13ZM62 204H59V203H58L59 206H60V205L62 206ZM82 204H83V203H82ZM87 204H88V202H87ZM87 204H86V203H85V205H79V204H78V205H77L78 208H79V206H85V207H80L81 209L79 208V210H76L77 207H76V205H75L74 208H73V209H74V212H77V213L79 214L80 217L78 216V214L75 213V214L77 215L78 218L74 215V216H72V219H70V221H69V219H67V217L70 216V215H72V214H74V213H70V211L67 209V210H68L67 213L69 212L70 215H68V214H66V213H65V214L68 215V216L66 217V219H67V220L69 221V223H70V224H68V221H67L68 227L71 229V232H72V229L74 230V228L78 227L80 224H82V226H80V227L84 228V227H83V224L86 225L85 222L87 221V219H88V218H91L90 216L88 217V215H90L92 211H93L92 213L96 212V211L92 210V209H94V207H93V208L91 209L90 214H88V213H89V209H87V208H89V206L87 207V206H86ZM90 204H91V203H90ZM90 204H89V205H90ZM94 204H95V202H94ZM119 204L121 205V203H119ZM127 204H124V205H123L124 208H123L122 206H121V207H122L123 209H126V208L128 209V205H127ZM146 204H147V206H144V205H146ZM148 204H149V206H148ZM151 204H152V205H151ZM153 204H154V205H153ZM2 205H3V204H2ZM2 205H1V206H2ZM11 205H10V206H11ZM19 205H20V204H19ZM22 205H23V204H22ZM29 205H30V204H29ZM29 205H28V206H29ZM55 205H56V203H55ZM91 205H92V204H91ZM96 205H97V207H98V206H101L102 203H100L99 205H98V204H96ZM103 205L101 206V208H102V207L104 208ZM126 205H127V206H126ZM3 206H5V205H3ZM13 206H15V205H13ZM17 206H18V205H17ZM24 206H25V205H24ZM24 206H23V208H24ZM26 206H27V205H26ZM31 206H32V205H31ZM38 206H41V205L38 204ZM42 206H43V205H42ZM45 206H46V205H45ZM45 206H43V207H39V209L42 210ZM47 206H48V205H47ZM66 206H65V208H67ZM117 206H118V205H117ZM117 206H116V207H117ZM152 206L154 207L155 210H154L153 208H151ZM156 206H160V207L163 206V207L160 208V207H156ZM8 207H9V206H8ZM51 207H52V206H51ZM57 207H58V206H57ZM57 207H56V208H57ZM62 207H63V206H62ZM62 207H61V208H62ZM90 207H92V206H90ZM113 207H115V206H113ZM121 207H120V208H121ZM145 207H147V208H145ZM148 207H150V208H148ZM164 207H165V209H164ZM167 207H168V209H167ZM169 207H171L172 209L169 208ZM4 208H5V207H4ZM27 208H28V207H27ZM29 208H30V206H29ZM31 208H32V207H31ZM31 208H30V209H31ZM34 208H35V207H33V209H34ZM36 208H37V207H36ZM41 208H42V209H41ZM58 208H59V207H58ZM82 208H86V209L88 210V212L86 211V209H85V210L83 209V210H84V211H83ZM103 208H102V209H103ZM120 208H118V209L120 210ZM130 208H129L130 211L128 210L129 212H128V211H124V210H122V209H121L120 211L118 210V212L120 213L121 211H123V213L128 212L127 214H129L130 212L132 213V211H131ZM144 208H145L147 211H145ZM158 208H159V209H158ZM0 209H1V208H0ZM8 209L10 210L11 208H8ZM39 209H38V211H39ZM49 209L51 210V208H49ZM116 209H117V208H116ZM116 209H114V211H115ZM127 209H126V210H127ZM152 209H153V210H152ZM156 209H157V210H156ZM166 209H167V212H168V210L170 209L171 211H170V210H169V211H170L173 215L170 214L169 216H166V217H165V215H168V214H165V213H167V212H166ZM1 210L3 211V209H1ZM5 210H6V209H5ZM26 210H27V209H26ZM50 210H46V208H45V209H43L42 211H39V213L36 211L35 214H36V213H38V214L42 213V215L44 214V215H46V217H47V214H49V213H47V212L50 211ZM65 210H66V209H65ZM80 210L83 211V212H82L83 214H80V213H81V212H79ZM96 210H97V208H96ZM100 210H101V209H100ZM100 210H99V211H100ZM148 210H150L152 213H147V214H145L146 212H150V211H148ZM172 210L174 211V213L172 212ZM2 211H1V212H2ZM28 211H29V210H27V213H28ZM46 211H47V212H46ZM52 211H53V210H52ZM58 211H59V209L57 210V212H58ZM61 211H64L63 208L60 209V212H61ZM97 211H98V210H97ZM103 211H104V210H103ZM116 211H117V210H116ZM143 211H144V215H143ZM158 211H159V212H158ZM33 212H34V211H33ZM60 212H59V213H60ZM64 212H66V211H64ZM101 212H102V211H101ZM154 212H156L155 214H156V217L158 216L157 218L155 217ZM163 212H164V213H163ZM46 213H47V214H46ZM50 213H52V215H53L54 212H50ZM107 213H108V212H107ZM113 213H114V212H113ZM113 213H112V215H114ZM119 213L116 212V214H119ZM121 213H122V212H121ZM121 213H120V214H121ZM123 213H122L121 215H119V216H116V214H115L116 218H119V220H124V218H123V219H120L123 215H125V214H123ZM131 213H130V215H131ZM133 213H132V214H133ZM28 214H30V211H29ZM31 214H32V213H31ZM35 214H33V215H35ZM38 214L35 215V216H38ZM55 214H57V213H55ZM60 214H63V213L61 212ZM97 214H98V213H97ZM100 214H102V213H100ZM109 214H110V212H109ZM160 214H162V215H160ZM49 215H50V214H49ZM66 215H64V216H66ZM83 215H84V216H83ZM85 215H86L88 218H86V221H83V220L85 219ZM103 215H104V213H103ZM105 215H106V214H105ZM110 215H111V214H110ZM130 215H129V219L124 220V221H127V222H128V220H129V222H130ZM142 215H143V216H142ZM152 215H153V216H152ZM40 216H41V215H39V217H35V218H37V219H34V220H33V221L35 222L34 225L36 224L38 218H41V217H42V218H43V217L46 218L45 216H41V217H40ZM53 216H54V215H53ZM61 216H62V215H61ZM64 216H62V217H63L64 220H65V217H64ZM95 216H96V213L94 214L93 219H94ZM97 216H98V215H97ZM171 216H170V218H171ZM31 217H32V216H31ZM55 217H56V216H55ZM59 217H60V216H59ZM62 217L59 218V219H60V222L62 221V220H61ZM70 217H71V216H70ZM105 217H106V216H105ZM108 217H109V216H108ZM113 217H114V216H113ZM125 217H127V216H125ZM153 217L156 218V220H155V221H156V224H155V222H153ZM161 217H162V218H161ZM32 218H33V217H32ZM44 218H43V219H44ZM74 218H75V219H74ZM76 218H77V219H76ZM83 218H84V219H83ZM96 218H97V217H96ZM116 218L114 217V219H116ZM127 218H128V217H127ZM43 219H42V220H43ZM46 219H47V218H46ZM52 219H53V217H52ZM56 219H57V218H56ZM81 219H83V220H81ZM93 219H92V220H93ZM105 219H106V218H105ZM135 219H138V218L136 217ZM135 219L133 218V220H135ZM160 219H162L163 221H164V219H166V221H168V224H169L170 226L167 224V222H165L167 225L164 224V223L162 222L165 226H167V227L169 226L168 228L166 227L167 230L163 228L164 226H161V225H163V224L159 223L160 225H158V220H160ZM35 220H36V221H35ZM64 220H63V221H64ZM92 220H91L90 222H94V220H93V221H92ZM139 220L141 221V222H139V223H142V219H139ZM162 220H161V221H162ZM171 220H172V219H171ZM40 221H41V220H40ZM45 221H46V220H45ZM72 221H73V224H74V225L71 223ZM75 221H78V223L76 224ZM81 221H82V223H81ZM96 221H97V220H96ZM117 221H118V220H117ZM135 221L137 222L138 220H135ZM135 221H132V217H131V223L129 224V222H128V223L126 222V223H127V226H125V225H126V224H125V225H124L125 228L128 227L129 225H131V226H130L131 228H132V227H135V226H136L135 224H137ZM151 221H152V222H151ZM57 222H59L58 219H57ZM87 222H88V221H87ZM119 222H121V221H119ZM132 222H133V223L135 222L134 226H133V223H132ZM173 222H174V220H173ZM173 222H172V223H173ZM40 223H41V222H40ZM46 223H47V221H46ZM63 223H64V222H63ZM63 223H62L63 228L61 229V231L65 230L64 227L67 226V225H64ZM65 223H66V221H65ZM121 223H122V222H121ZM147 223H149V226H148V227L146 226ZM37 224H38V222H37ZM47 224H48V223H47ZM47 224H46V225H47ZM58 224H59V223H58ZM58 224H57V225H58ZM92 224H94V223H92ZM34 225H33V227H34ZM43 225H44V224H43ZM52 225L54 226L55 224H52ZM59 225H60V224H59ZM69 225H70V226H69ZM88 225H89V224L87 223V226H88ZM90 225H91V224H90ZM90 225H89V227H90ZM139 225H140V224H139ZM141 225H142V224H141ZM141 225H140L139 228H141ZM151 225H152V226H151ZM35 226H38V225H35ZM44 226H45V225H44ZM48 226H50V222H49V225H48ZM55 226H56V225H55ZM74 226H75V227H74ZM150 226H151V227H150ZM57 227H59V228L57 229V231H58V230L61 228V226H57ZM73 227H74V228H73ZM130 227H129V229H130ZM144 227H145V228H144ZM34 228H37V227H34ZM39 228H40V226H39ZM43 228H45V227H43ZM65 228H66V227H65ZM82 228H79V227H78V230L80 229V231H81ZM136 228H138V225H137L135 228H132L131 230L135 229V230H136V233H137L138 230H139V228H138V230H137ZM151 228H152V229H151ZM162 228L164 229V232H165V233H164V232H161L162 234L160 233V234H161V235H160L159 232H160V231H163ZM171 228H172V229H171ZM175 228H176V227H175ZM177 228H178V227H177ZM37 229H38V228H37ZM47 229H48V228H47ZM47 229L45 228V231H46ZM50 229H51V226H50ZM66 229H67V228H66ZM70 229H68V232H69L72 236H70V237L67 236V238H64V237L61 236L60 234H55V233H54V234L56 235V237H57V235H60L59 237H57L58 240H57V239H56V241H55V240H54V241L52 240L54 243L56 242L55 244H57L59 248L63 249L62 247L64 246V239H66V241H68V242H66V241H65V242H66L67 244H69V243H73L72 240H75L76 238L79 240V238H80L79 236H82V235H84V237L86 236L85 234H83V233L81 234L80 231L77 230V232H79L81 235L79 234V236H78L79 238H78V237H75V239H74V238H73V235H74V236L76 235V232H75V234H74V231H76V230H74L73 233H71V232L69 231ZM87 229H88V228H87ZM129 229L127 228V229H126L127 232H126V231H124V232H126V233L129 234V233H130V232L128 231ZM173 229H174V230H173ZM41 230L44 231V230L42 229V227H41ZM48 230H49V229H48ZM48 230H47V231H48ZM52 230H53V228H52ZM131 230H130V231H131ZM140 230H141V229H140ZM140 230H139V233H140ZM157 230H159V232H158ZM169 230H170V231H169ZM175 230H176V232H177L176 235H175ZM177 230H178V231H177ZM39 231H40V229H39ZM39 231H38V233H41V232H39ZM45 231H44V232H45ZM57 231H56V232H57ZM61 231H60L59 233H61ZM84 231H86L85 228H84L83 232H84ZM88 231H89V230H88ZM88 231H87V234H89ZM148 231H149V232H148ZM167 231H168V233H167ZM171 231H172L173 233H172ZM50 232H51V231H50ZM63 232H65L64 234L69 235V233H68L66 230L63 231ZM66 232H67L68 234H67ZM81 232H82V231H81ZM89 232H90V231H89ZM169 232H170V233H169ZM45 233H46V232H45ZM47 233H48V232H47ZM52 233H53V231H52ZM85 233H86V232H85ZM132 233H134V230L131 231V233H130L129 236H131ZM136 233H134V234L136 235ZM166 233H167V234H166ZM49 234H50V233H49ZM123 234H124V233H123ZM141 234H142V233H141ZM143 234H142V235H143ZM157 234H158L160 237H158ZM164 234H166V235H164ZM172 234H173V235H172ZM47 235H48V234H47ZM77 235H78V233H77ZM77 235H76V236H77ZM89 235H91V234H89ZM132 235H133V234H132ZM167 235H168V236H167ZM182 235H181V236H182ZM45 236H46V235H44V237H45ZM64 236H65V235H64ZM155 236H157V237H155ZM169 236H171L172 238L169 237ZM179 236H180V235H179ZM51 237H52V236H51ZM53 237H54V235H53ZM65 237H66V236H65ZM68 237L70 238V240H68V239H69ZM88 237H89V236H88ZM121 237H122V236H121ZM147 237H148V238H147ZM154 237H155V238H154ZM161 237H162V238H161ZM41 238H42V236H41ZM72 238H73V239H72ZM81 238H82V239H85V238H83V237H81ZM86 238H87V236H86ZM89 238H90V237H89ZM89 238H88V239H89ZM139 238H141V235H140ZM159 238H160V243H161V241L163 240L162 242H163L164 245H163L162 243L159 244ZM173 238H176V240H175V239L173 240ZM46 239H47V238H46ZM48 239H49V238H48ZM51 239H53V238H51ZM71 239H72V240H71ZM90 239H91V238H90ZM151 239L154 240V242H153ZM62 240H63V241H62ZM133 240H134V241H133ZM138 240H139V239H138ZM138 240H137V241H138ZM167 240H169V241H167ZM170 240H173V242L170 241ZM177 240H178V242H177ZM186 240H185V241H186ZM50 241H51V240H48V242H50ZM58 241L61 242V244H59ZM70 241H71V242H70ZM76 241H77V240H76ZM79 241H80V240H79ZM86 241H87V240H86ZM88 241H89V240H88ZM88 241H87V242H88ZM129 241H130V242H129ZM132 241H133V242H132ZM166 241H167V242H166ZM174 241H175V242H174ZM45 242H46V241H45ZM84 242H85V241H84ZM155 242H156V243H155ZM182 242H183V244H180V243H182ZM188 242H189V241L187 240V243H188ZM62 243H63V244H62ZM66 243H65V244H66ZM74 243H75V242H74ZM79 243H80V242H79ZM81 243H82V242H81ZM88 243H89V242H88ZM88 243H87V244H88ZM132 243H133L134 245H133ZM145 243H146V244L148 243V244L146 245ZM171 243H172V245H171ZM173 243H176V244L173 245ZM177 243H178L179 245H178ZM187 243H186V244H187ZM189 243H190V242H189ZM189 243H188V244H189ZM52 244H53V243H52ZM67 244H66V245H67ZM87 244H86V245H87ZM138 244H139V243H138ZM149 244H151V245H149ZM154 244H155V245L157 244V245H156L157 247L154 246ZM166 244H167V246H166ZM168 244L171 245V246H169L170 249H169V247H168ZM82 245H84V244H82ZM175 245H177V246H175ZM183 245H184V246H183ZM51 246H52V245H51ZM54 246H55V245H54ZM54 246H53V247H54ZM69 246H70V245H69ZM72 246H73V245H72ZM74 246H76V245H74ZM74 246H73V247H74ZM77 246H78V245H77ZM131 246H134V247H131ZM139 246H140V247H139ZM145 246H146V247H145ZM148 246H149V247H148ZM47 247H48V246H47ZM53 247H50V248L53 249ZM58 247H57V248H58ZM67 247H68V245H67ZM67 247L64 246V249H65V248H66V249H65V250L63 249V250L66 251V250H67ZM79 247H82V246H79ZM84 247H85V245H84ZM84 247H83V250H84ZM87 247H88V246H87ZM89 247H90V245H89ZM142 247H143V250H144V254H143V255H141V254L143 253V250L140 249V248H142ZM144 247H145L147 250H146ZM155 247H156V248H155ZM159 247H160L161 249H158ZM165 247H166V248H165ZM54 248H55V247H54ZM57 248H56V249H57ZM59 248L57 249L58 251H59ZM132 248H133L134 250H132ZM136 248H137V249H136ZM154 248H155V249H154ZM163 248H164V250H163ZM167 248L169 249V251L167 250L168 252L166 251ZM68 249H69V247H68ZM73 249H74V248H73ZM139 249H140V250H139ZM57 250H56V252H57ZM69 250H72V249H69ZM78 250H79V249H78ZM81 250H82V249H81ZM135 250H136L137 252H136ZM145 250H146V251H145ZM154 250H156V251H154ZM185 250H186V251H185ZM48 251H49V250H48ZM53 251L55 252V250H53ZM53 251L51 250L50 252H53ZM64 251H63V253H64V255H65V252H64ZM67 251H68V250H67ZM74 251H75V250H74ZM76 251H77V250H76ZM148 251H147V252H148ZM159 251H160V252H163V251H164V252L161 253V255H160V254H159V253H160ZM187 251H188V255H189V256L187 255ZM50 252H49V253H50ZM60 252H62V251H60ZM70 252H71V251H70ZM85 252H86V251H85ZM85 252H84V254H85ZM133 252H135V253H133ZM138 252H139V253H138ZM156 252H158V253H156ZM170 252H171V251H170ZM185 252H186V254H185ZM63 253H61L62 256H64ZM73 253H74V252H72V254H73ZM75 253H76V252H75ZM79 253H83V251H80V252L78 251V255H77V258H76L77 260H74V258L71 257L72 260L78 262L79 259H80L81 257H83V256H81V255L79 256ZM125 253H126V252H125ZM125 253H124V255H125ZM53 254L55 255L56 253H52V257H53V258H56V257L53 256ZM58 254H59V256H60V253H59V252H57V255H56V256H58ZM76 254H77V253H76ZM131 254H130V255H131ZM136 254H137V256H135ZM49 255L51 256V253H50ZM68 255L71 256V253L68 254V252H66V255H65L66 257H64L65 259L63 260V258H62L61 261H64V262H65V261L67 260L68 263H69V261H71V258H68V257H67ZM73 255H75V254H73ZM82 255H83V254H82ZM85 255L87 256V254H85ZM85 255H84V256H85ZM128 255H129V254H127V256H128ZM140 255H141V256H140ZM154 255H155L156 257H155ZM158 255H159V257H158ZM181 255H182V256H181ZM59 256H58V257H59ZM86 256H85L84 258H81L80 261L78 262V264H81L80 262H81L83 259L89 258V257H86ZM177 256H178V255H177ZM190 256H191V258H190ZM192 256H193L194 258H192ZM58 257H57L56 259H57V260H60V259H58ZM60 257H61V256H60ZM125 257H126V256H125ZM153 257H154V258H153ZM166 257H167V258H166ZM168 257H169V258H168ZM196 257H197V256H196ZM67 258H68V259H67ZM129 258H130V257H129ZM134 258H135V259H134ZM144 258H147V260H149V258L146 257V256H145ZM159 258H160V259H159ZM161 258H162V259H161ZM198 258H199V257H198ZM69 259H70V260H69ZM139 259L137 260V263H140ZM87 260H88V259H87ZM129 260H130V259H129ZM129 260H127V261H128V262H127L126 259H125V261L127 262V264H131V263L133 262V261L131 262V261H129ZM143 260H145V259L142 258V261H141V262L144 263L145 261H143ZM164 260H163V262H162L161 264H166V263H168V264L170 263V264H171V263H173L171 260H169V262H167L168 260H166V261H164ZM67 261H66V262H67ZM74 261H73V262H74ZM83 261H84V260H83ZM126 262L123 263V264H126ZM135 262H136V261H135ZM146 262H147V261H146ZM165 262H166V263H165ZM184 262H185V263H184ZM70 263H72V262H70ZM87 263H88V264L90 263L89 260H88V262L85 260V264H87ZM147 263L150 264L149 262H147ZM147 263H145V264H147ZM174 263H173V264H174ZM72 264H73V263H72ZM75 264H76V262H75ZM140 264H142V263H140ZM153 264H156V261H155Z\"/></svg>", "mask_w": 264, "mask_h": 264}]
</instances>
